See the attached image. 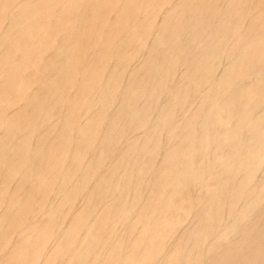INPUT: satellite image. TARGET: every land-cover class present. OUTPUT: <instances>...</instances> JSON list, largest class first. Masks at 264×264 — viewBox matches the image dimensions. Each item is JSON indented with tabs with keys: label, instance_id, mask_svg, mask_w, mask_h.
Instances as JSON below:
<instances>
[{
	"label": "bare ground",
	"instance_id": "6f19581e",
	"mask_svg": "<svg viewBox=\"0 0 264 264\" xmlns=\"http://www.w3.org/2000/svg\"><path fill=\"white\" fill-rule=\"evenodd\" d=\"M86 1H88V0H86ZM86 1L85 0H31L29 2V4H27V5H26L27 2L25 3V1H24V3H25L24 5H26V6H24V5L21 4L22 6H20V7H22L23 9H19V14L16 15V16L14 15L15 16L14 17L15 19H14V21H12L11 24L10 23H7V24H10V31H6L5 32V31L2 30L4 33L3 32L1 33V27H0V54L1 55L2 54H5V56L3 55L2 57H0V133H2V135L4 136V139L1 138L2 140L0 141V166H1L2 162H3V160H4L1 157L5 156L6 154L8 155V153H10V154L11 153H13V154L16 153V155L13 156V157H7L8 159L11 158V160H8L9 162L11 161L10 162V166L11 167L9 165H7V166H9L8 168H11L12 169V167H15V169L14 168L13 169L14 170H17V171L19 169L18 172H20V170H21L20 167L23 166V169H22L23 171L21 170L22 175L24 174L23 172H25L24 171V167L26 169V172H25L24 176L23 177L20 176L21 179L20 180L18 179L19 181L17 180V182H19V183L16 182L17 184L15 183L16 185L15 186L13 185V191L10 192L9 194L8 193L5 194L4 193V190H5L4 187L6 188L7 184H6V186L1 187V185H5V183H4L5 181H3V179H5L4 178V175H6L5 173L7 172L8 173V176H10L14 172V170H13V172H12V170H10V173H9V169L8 168H6V170H5L4 169L5 166L3 168L1 167L2 170L6 171V172H4V175H3V178H2V181H3L4 184L0 181V187H1L0 188V206L2 205V207H3V205H5L4 207L8 208L9 209V212L7 211L8 214L6 213L5 216L4 215L2 216L3 219L2 218L0 219V256H1V258H0V264H54V263H56L59 260L60 261L63 260L64 261V262L62 261L63 264H94V263L96 264L97 262L98 263L100 262V261H98L100 256H101L102 260L104 258V261H102L101 258H100V260H101V263L100 264H156V259H157L158 255L161 254L160 253V251H161V244L163 243V240H165L164 239L165 238L164 234H166V233H164V232H167V231L169 232L171 229H173V227L175 225H178V220H180V219L174 220V219H171V218L170 219H167L169 217L168 214H169V212L172 213L173 210H177V209L179 210L183 206V203L187 200V198L191 194L190 193V190H191L190 184L191 183L193 184L195 181L196 182H199L200 181L199 183L200 184H204L203 187H204V189H206L205 188V183H208V182L210 183V181H212V179H215V178L218 181H220L221 178L219 179V176H218L219 175L218 174L219 171L218 170L220 169V171H221V168L222 167H224V170H225L226 169L225 167H227L226 171L228 173H226V174H228V175H226V177L223 178V180H225V181L227 180V182L231 184V180H232V182L235 181L233 179L235 178V175L237 173V170H239V169L241 170V168H239V167H241L242 164L244 165V163H245V165H246V168L245 167H242V168H245L244 169L245 171H248V170L250 171V170H253L252 168H254V166L251 165L252 160H250V157L252 158L253 154L255 155V153H257L258 151L254 153L255 149L254 148L250 149L251 146H249V143H248V145H246L247 143L245 144L246 146H249V147H245V146L243 148L241 147V149L239 150V152L237 151L235 154H232V153H227L226 154L225 153V155H221V156L220 155L219 156H216V154H213L214 155L213 156L211 154L212 156H210V155H207L206 152L208 150L207 148L210 147L209 145H210L211 142H213V140L218 139L219 137H221V139H219V140H222V138L224 140V138L227 137L225 135L228 132H230L231 130H233V129L234 130L237 129L238 131H240V133L247 132L249 134L248 141L250 143L254 139L256 141V139L262 138V134H263V130H264L262 128H264V124H263V121L261 122V121L258 120L259 118H257V116L260 115L259 114L260 112L259 113H254L251 110L252 108L250 109L249 106H250V103H253L255 101H258L259 99H261L262 101L264 100V98L263 99L261 98V92L264 93V87L263 88L261 87L262 89H261V91H259L260 94L258 95L259 92L256 93V92H254V91H252L250 89L251 86L250 87H249V85L246 86L247 88L246 89L244 88L246 90V92H245L246 95L243 98L246 99L247 105L244 108L239 109L240 112L238 110H236V111H238V113L235 110H234L236 112L235 114L224 113V115H222V116H220V117H218L216 119V121L214 122L215 123L214 126L213 127L211 126L212 128H209L208 127L210 125L209 123H208L209 124L208 126H202L201 127V126L197 125L198 123L196 124V122H194V119H195L196 116L198 118L199 115H197V114L195 115L194 114V117L192 118V120H190L189 123L187 122V124L184 127L182 126L183 128H181L180 130L179 129H175V131L178 130L177 132H175V131H173L171 129L172 130V132H171V130L170 131L168 130L169 129L168 128V126H169L168 124H169V122L171 123V121L173 120L172 119L173 116L170 115L171 114L170 109L173 106H175L176 102L179 101V97L181 98L180 95L179 96L178 95H175V97H173L174 100L172 99L173 101L168 102L165 105V107L161 111H159V114L158 115L160 117L166 118V120H165V123H163L162 125H160V124H159V126L157 125L159 127V128L158 127L157 128L160 131H167L168 130L167 132L170 135V137H173V138L177 139L176 141H178V142L176 144H174L173 146H171L170 148L162 151V150L159 149V146L160 145H159V140H158V137L157 136H154L153 135V137L152 136L151 137H149V136L145 137L146 140L143 139L145 141L143 143L145 145H147V143L152 144V146H151L152 148L148 152L146 150L147 153L145 155H143L144 156L143 162L141 161L142 160L141 157H142V151H143V149L145 151V148L143 146L144 144L142 145V147L141 146H139V148L136 147L138 144L135 142V139H133V140L130 139L127 142L125 151H123V153H121L120 155L118 154V155L115 156L114 152L113 153L112 152L111 153H104L102 151V149L105 146H108L112 142H114L115 132H116V129H115L116 126L115 125L117 123V118H118V117H116V118L111 117V119L110 118H107V114H106L107 112H105L106 110L105 111H101L103 108L100 111L98 109L97 110V114L93 113L95 115H90L87 119L84 118L85 121L82 122L80 125H78V127H77V129H76V131L74 133L73 132V129H74L73 125L76 123L75 122L76 115L77 114H80L82 112L84 114H85V112L88 113L91 110H94L93 108L96 107V105L91 104L92 102L90 101V99H89L90 97L89 96H88L89 98L87 96H78V94H82L83 92L82 93H78L76 95L77 97H74V94H76L78 91L79 92L84 91V94H86V92H89L93 88H96L97 85H101L102 93H101L100 97H98V101L96 103L97 104V108H98V106L100 107V105H103V102H105V100H107V94L110 95L109 91H111V89L112 90L113 89H117L116 87H119L120 86L119 85V81H115L114 83L112 81H110V83H109V79L107 81L106 80L104 81V75L105 74H109L110 75V73L114 69H117L120 66L121 67L124 66V65H122V62H125L126 63L127 60H128V58H127V60H125L126 57L124 58V55H126V53H125L126 52L125 51V47L129 48V47L133 46L134 43L139 42V40L140 41L141 40H144V39H140V35H141L140 33H142L143 31L138 32L137 30L142 29V26L145 25V24L142 23L143 24L142 26H141V24H136V23L134 24V21L135 20L134 21L132 20L133 21L132 22L130 19H132V17L134 16L133 14L136 13V10H138L141 7L142 8H145L146 7L145 5H148L149 3H151L152 1L154 2L155 0H145V2H143V3L142 2L139 3L138 0H90L88 2H90L91 5H90V3L87 2L88 5H89V7L85 8V6L83 5V3H85ZM176 1H178V0H176ZM183 1L184 0H182V2ZM191 1L193 2L194 0H187V2L185 0V2H183V3L184 4L185 3H188L189 4V2H191ZM197 1H199V0H197ZM208 1L207 0H200L199 3L198 2L197 3L195 2L198 6H194L191 10L189 8L192 7V3L190 4L191 6L186 7L187 9L190 10V12H188L187 18L184 21L191 20L192 17H194V18H196V16L198 17V15H196V13L199 12L206 4H210V3H207ZM223 1H225V0H223ZM242 1L243 0H241L239 2H241V4H242ZM8 2H5V3H8ZM160 2L163 3V0H161ZM160 2H158V3H160ZM170 2L168 1V3H170ZM182 2L180 0V3H182ZM156 3L157 2H155V4ZM158 3H157V5H158ZM165 3H166V0H165ZM168 3H166V4H168ZM180 3L177 4V2H176L177 7L178 6L180 7ZM183 3L181 4V6L183 5V7L185 8L186 5H184ZM166 4H164V6H166ZM5 5H8V4H5ZM168 5L170 6L171 4H168ZM143 6H145V7H143ZM159 6H161V5H159ZM229 6H231V4ZM6 7H7V9L9 8L8 6H6ZM150 7L151 8L152 7L155 8L156 6L154 5V6H150ZM175 7H176V5H175ZM179 7H178V9H179ZM154 8H152L151 10H154ZM206 8H204V9H206ZM7 9H5L4 11H6ZM145 9H147V7ZM150 9H149V11H150ZM169 9L167 11L168 14L170 13V10ZM204 9H202V10L204 11ZM213 9H215V8H213ZM8 10H7V12H8ZM21 10H23V11L21 12ZM157 10L159 11L160 9L158 8ZM181 10L183 11V8ZM189 10H187V11H189ZM202 10H201V12H202ZM230 10H233V9L230 8ZM1 11H3V10H1ZM161 11L162 10H160L159 13ZM176 11H177V8H176ZM182 11H180V12H182ZM7 12L6 13L4 12V13L7 14ZM185 12L186 11H184V14H186ZM201 12H199V13H201ZM231 12L229 13L230 15H231ZM144 13L145 12H143L142 14H144ZM212 13L213 12H211L210 14H212ZM217 13H218V11H217ZM175 14H176V12H175ZM213 14L216 17V14L215 13H213ZM130 15L131 16L133 15V16L130 18L129 17ZM145 15H147V11H146ZM199 15L201 16L202 13L199 14ZM225 15L226 14L224 13V16ZM150 16H152V15H150ZM181 16L183 17V15H181ZM1 18H0V20H1ZM3 18H4V16H3ZM194 18L192 20H194ZM213 18H214V16H213ZM230 18H231V16H230ZM152 19H150V20H152ZM226 19L223 20L222 22L219 21V24L218 25H219L220 31H225L226 30L228 32ZM256 19H257V16H256ZM10 20H12V19H10ZM233 20H235V19H233ZM153 21H155V20H153ZM173 21H176V22L179 21L178 23L182 22V20H178V19L177 20L174 19ZM258 21L259 20L257 19V22ZM145 22L147 23V21H145ZM167 22L169 23V21H167ZM189 22L190 21H188V24L186 22V24H183V26L189 25L190 24ZM237 22H239V21H237ZM4 23H5V21H4ZM149 23H151V22L148 21L147 24H149ZM153 23H155V22H153ZM178 23L175 24V26H174V24H171V23L169 24L170 26L168 24H167V27H164L165 25L163 26L164 29L171 28L173 30V31H170L172 33L169 32L170 34H167V35H170V36L167 37V39L165 38L166 40H171L173 42V40L176 39L178 36H182L181 34L184 33V30L185 29L183 27H180L181 25L179 26ZM258 23H260V22H258ZM193 24L197 25V27H198V24L194 23V21H193ZM262 24H264V23L262 22L259 25L261 26ZM146 25L144 26V28L145 29H148V27L150 26V24L147 27H146ZM151 26H153V25H151ZM201 26H202V24H201ZM230 26H231V24H230ZM232 26L230 28L232 30V33L234 32L236 34L235 36H238L239 31L242 30L241 29V22L240 23H237V24L235 23V26L234 25H232ZM250 26L248 24V28L250 27L251 28V31H253V29L255 28V24L253 23ZM129 27H132V31H131L132 32V36L130 37V35H129L128 36V38L130 37L129 39H127L125 37V40L124 41H126V40L127 41L124 42V49L123 48H120V50L117 49L116 53H113V55L115 54V60L113 58V60H114L113 66L110 67V62H109L110 60L108 61V57L112 53L113 49H115L114 47L116 45V42H117L118 38L121 37V35H122L121 33H123V31L125 32L126 30L128 31L129 29L131 30V28H129ZM194 27H196V26H194ZM199 27H200V25H199ZM191 28H193V27H191ZM242 28H243V26H242ZM150 29L153 30L152 28H150ZM150 29H148V30H150ZM198 29H196V30L197 31H202V32L205 31V30H198ZM208 29H209L208 26H206V30L207 31H208ZM158 30H160V28ZM186 30H187V28H186ZM190 30H193V29H190ZM256 30H255V32L257 34V31ZM127 31H126L125 34L129 33ZM145 31H147V30H145ZM161 31H162V29H161ZM193 31L196 32L195 29ZM246 31H248V29H246ZM260 31L262 32V30H260ZM187 32H188V30H187ZM137 33H139V34H137ZM156 33H159V32H156ZM165 33L163 32L164 35H165ZM189 33H191V32H189ZM248 33H249V31H248ZM194 34H196V33H194ZM198 34L200 35V33H197V35ZM201 34H204V32L201 33ZM242 34H243V32H242ZM244 34H246V33L244 32ZM244 34H243V37H244ZM253 34H254V32H253ZM258 34H260V33H258ZM258 34H257V36L255 35V36H251V38L249 37V39H247L248 35L246 34L247 35V37H245L246 40L245 39H242L241 37H238L237 39H235V43H234V47L233 48L234 49H237V50H235L237 52V54H233L232 53L233 56L232 55L231 56L229 55L230 57H232V58L229 57L232 61L229 59L230 60V62H229L230 65L227 66L228 68L226 67L227 68V71L224 70L225 72H227V74L229 72V75L231 76L232 73H233L232 76H234V72L235 73L238 72L240 70V68L245 72V70L243 68H246L247 69L248 66L249 67L250 66H253V67H256L257 66L258 67L259 65H261L263 63L262 62V55H264L263 54V52H264V37H263V35L264 34L263 35L262 34L258 35ZM164 35L161 34V36H164ZM123 36H125V35H123ZM206 37H207V39L209 38L211 40L210 42L213 41L214 42L213 44H215V43L218 44L219 43V45H220V43H223V41L225 39V35H223V34H214L213 37H211V36L209 37V35H208ZM141 38H142V36H141ZM143 38H145V37H143ZM148 40H150V39H148ZM162 40H164L163 37H162ZM166 40H164L163 42L166 43L165 42ZM194 40H196V39H194ZM226 40L227 39H225V41ZM120 41H122V40H120ZM145 41H147V40H145ZM174 42H175V40H174ZM208 42H209V40H208ZM119 43L120 42L118 41V46H119ZM169 43H170V41H169ZM184 43H186V42H183L182 43V41H181V43H178V42L176 44L171 43L170 46H173V44H174V47H172V49H171V47H168V48H170L171 51H174V52H175V50H178V51L180 50V52H183V51L186 52L187 45H188V47H190V46H189V44L186 45ZM140 44H142V43H140ZM153 44H154V42H153ZM158 44H159V41H158ZM231 44H233V43H231ZM90 45H93L95 47V49H93V51L95 53L94 54H91L92 55L91 57L88 54H86L87 56H89L88 58H86V55L84 53L85 51L83 52V54H80V51H78V49L80 50V47L90 46ZM161 45H163V43ZM165 45L166 46L168 45V41H167V43ZM193 45H191V46H193ZM209 45H211V48L213 47L212 46V43L209 44ZM119 47H117V48H119ZM197 47H198V45H197ZM90 48H91V46H90ZM135 48H137V47H135ZM211 48L210 49H207V50L205 48L204 49L201 48L200 51L198 52V56L196 54L197 57L194 58L195 60L193 59L194 61L190 62L191 63V66L188 64L190 66L189 69H191L194 66L199 67L201 64L198 66V63L201 62L202 59L205 60V58H206V62H209L213 58H215L216 56H213L209 60L207 59V57H209V54H211V52L213 50H215V49L212 50ZM231 48H232V46H231ZM142 49H143V47H142ZM191 49H192V47H191ZM84 50H85V48H84ZM89 50H91V49H89ZM132 50L134 51V49H132ZM159 50H160V46H159ZM189 50L187 51V53L189 52ZM208 50L209 51L211 50V51L209 52ZM5 51H7V55H6ZM127 51H128V49H127ZM145 51L143 49V52H145ZM2 52H4V53H2ZM86 52L88 53V50H86ZM152 52L154 53L155 51H153V49H152ZM161 52H164V50H161ZM91 53H93V52H91ZM139 53H141V52H139ZM193 53H195V52H193ZM127 54L131 55L128 52H127ZM212 55L213 54H211V56ZM214 55H215V53H214ZM178 56H179V53H178ZM180 56H181V54H180ZM110 57H111V55H110ZM130 57H132V55ZM154 57H155V54H154ZM168 57H169V55H168ZM223 57H225V56H223ZM263 58H264V56H263ZM155 59L156 58H154V59H148V60H146L145 63L142 64V65H144V68H142V69H145L146 68L147 71L148 70L149 71L148 72L146 71L147 72L146 75H145V72L143 71L144 73H142V74H144V75H143L142 78H140V80L138 79L139 82L134 83L132 85L130 84L131 85L130 86L131 88L130 87L129 88L131 89V91L128 92V93H131V94H130L129 99H127V100L125 99L128 102V104H129V102L131 103V101H133L134 98L138 97L140 94H142L143 92H145L144 90H146V89H143V87L149 85V83H151L152 81L154 82V79H153L154 77H152V75H151L152 72L150 73V71L153 69V67L156 66V60L157 59L156 60ZM216 59H217V57H216ZM181 60H182V58H181ZM203 61H202V63H203ZM130 62H132V61H130ZM206 62H204V63H206ZM211 62H213V61H211ZM83 63H85V67H87V65H88L90 69L88 68L86 71L80 70V72H78L79 70L76 71L75 70V67L78 66V65H80V64H83ZM174 63H175V61H174ZM125 66H127V65H125ZM170 66L173 67L174 64L173 65L172 64L169 65V63H168L167 64V67H166V69L164 71H167L168 72V69H169ZM206 66L207 65L202 66V67H206ZM202 67L200 66V68H202ZM259 67H261V66H259ZM123 68H125V67H123ZM134 68H136V67H134ZM195 69H196V67H194V70ZM202 69H204V68H202ZM233 69H234V72H231V71H233ZM259 69H261V68H259ZM83 70H85V69H83ZM134 70H136V69H134ZM192 70H193V68H192ZM192 70L190 72H192ZM242 70H240V71H242ZM170 71H171V69H170ZM137 72H139V70H137ZM167 72H166V74H167ZM187 72L188 73L186 75L185 74L183 75L182 80H180V81H182L181 83H183V81L185 82V86H186V84H188V82L186 83V81H187L186 78H189L188 77L189 76L188 74L190 73L189 70H188V68H187ZM201 72L202 73L203 72H206L207 73V67H206V69H204ZM230 72H231V74H230ZM239 72L236 73V74L240 75ZM248 72L250 74V70ZM132 73H134V72H132ZM195 73H196V71H195ZM251 73H252V71H251ZM160 74L163 76V73H160ZM166 74H164V75H166ZM168 74H169V72H168ZM203 74H202V77L204 76ZM209 74L212 75L210 72H209ZM210 75H208V77ZM76 76H79V80L76 83H70L72 81L71 78H75ZM230 76L229 77L228 76L226 77V83L225 82H224V84L222 83V85H221L222 88L221 87H220L221 89L218 88L219 91L221 90V93L223 95L222 101H221V99L219 100V98H218V101H220L221 103L220 104L213 105V106H210L209 111H207L206 115H208L209 113L214 112V111L216 113V111L218 109H220V107H227L228 108V106L230 104L232 105L233 102L238 101V99L241 97V96L239 97V95H238L239 93L236 94L237 93L236 90H235L236 92L234 94H232L233 92L230 93V89L229 88H230V86L232 88V85L234 84V81H235L234 77H232V76L230 77ZM245 77L248 80L250 79V78H248V75L245 76ZM204 78H206V77L204 76ZM238 78H240V76ZM252 78H254V77H252ZM158 80H160V79H158ZM163 80L166 81L167 80V77H166V80L165 79H163ZM163 80H162V82H164ZM236 80L239 83V81H238L237 78H236ZM188 81H189V79H188ZM253 81H254V79H253ZM258 81H260V80H258ZM64 82L65 83L66 82L67 83L69 82L68 83V86L66 88L64 87L65 89H63V90H60V88L62 89L61 84L64 83ZM241 82H242V80H241ZM190 84H192V83H189L188 86H190ZM41 85H47L48 86L46 88V93L43 96V99L46 102V104H45L44 107H41L40 109H35L34 110V109H32L31 107L28 106V108L31 109L29 111H28V109H27V111H21L19 109V111L15 112L13 114H9L10 113L9 112L8 113L9 115H6V113L4 111L6 110V108H7V111H8L9 106L12 103L17 102L15 100L20 99V98L22 99L25 95H27L28 93H30L34 89V87H36V86L41 87ZM262 85H263V83H262ZM63 86H65V85H63ZM128 86H129V84H128ZM191 86H193V85H191ZM253 86H254V84H253ZM189 88H192V87H189ZM214 88L215 89L217 88L216 85H215ZM214 88L212 90H213V92L216 93V91H214L215 90ZM234 88H236V86ZM256 88L258 89V87H256ZM194 89H195V87H194ZM222 89H223V92H222ZM35 90H36V88H35ZM38 90H40V89H38ZM58 90H60V92ZM212 90H210L208 92L210 93ZM61 91H62V93H61ZM93 91H94V89H93ZM114 91L115 90H113V92ZM106 92H107V94L105 96V93ZM55 93H61V94H60L59 99L57 101H52V97L55 95ZM215 93H213V94H215ZM211 94H210V96H211ZM240 94H242V93L240 92ZM87 95H88V93H87ZM151 95H150V97H152V99H153V96H151ZM112 96H113V94H112ZM55 97H57V96H55ZM182 97H183V95H182ZM218 97H221V96H218ZM263 97H264V95H263ZM23 99H25V98H23ZM35 99H37V96H35V95L32 94V96H30V97L28 96L27 99H25V101L24 100L23 101H24V103L27 102L28 105H29V103L32 104L35 101ZM109 99H110V97H108V100ZM183 99H185V98H183ZM96 100L93 101V102L95 103ZM112 101H113V99H112ZM126 101L125 102L122 101L124 103V106L127 103ZM243 101L245 102V100H243ZM20 103L21 102H19V105H17V108L23 104L22 103L20 105ZM58 103H62V105H63V103L65 104V107L63 108V111H61V108H60V111L62 113L61 116H60V118H59L60 119V123H59L60 125H58L57 121L55 120V123H57V125L61 127V132L58 135H56V134H55V136L53 135V138H52V135H51L52 133L51 132H53V131H51V130H53L55 128V126L58 127L57 125H55V123H53L54 122L53 121V122H51L52 125H51L50 130H49V131H51L50 132L51 134H50V136L47 135L48 137L51 138V140H50V138H47V136L45 137V139L43 138V136L42 137L41 136L39 137V135L37 136V134L39 132V129L42 126L41 123H38V122H40L41 117L42 116L44 117L46 115L49 116V114L52 115L54 113H56L58 115L57 111L59 110V105H60ZM263 103H264V101H263ZM231 105L229 106L230 108L232 107ZM261 105H263V104H261ZM14 106H16V105L14 104ZM128 106H130V105H128ZM234 106H236V105L234 104ZM20 108L24 110V107L22 108V106H21ZM127 108L128 107H125L124 109L126 110ZM140 108H138V109H140ZM207 108H208V106H207ZM122 111L125 112L124 110H122ZM128 111H126V112H128ZM171 111H172V109H171ZM169 112H170V114H169ZM125 113H123V114H125ZM147 113L144 114V111L140 115H136L137 113L136 114L135 113H131L129 115H130V119H132V120L129 119V115L127 117H128V119L130 120L131 123L134 120L135 121L137 120L139 123H143L142 125H143V128H144V125L145 126L147 125L146 123L148 122V119H149L148 118L149 116H148ZM56 114L54 116H57ZM113 114H114V112H113ZM121 114L118 115V116L119 117H122ZM127 114L128 113H126V115ZM132 114H135V115H132ZM152 114H153V112H152ZM59 115H60V113H59ZM149 115L151 116V114H149ZM164 115H165V117H164ZM203 115H205V114H203ZM54 116H53V118H54ZM82 116H84V115H82ZM114 116H116V115H114ZM262 117H263V115H262ZM125 118H126V116H125ZM125 118H124V120H126ZM56 119H58V118H56ZM42 120L43 119H41V121ZM127 120H126V122H129ZM118 121H119V119H118ZM105 123H108V129L109 130L107 129V131L104 132V135H102L103 133H101L102 136H100L99 135L100 134V129H102L100 127L101 126L103 127L104 126L103 124H105ZM135 123H137V122H135ZM117 124H119V122ZM127 124H129V123H127ZM164 124H167V125H164ZM72 127H73V129H72L73 134L70 131ZM114 129H115V132H114ZM136 129H137V127H136ZM198 129H202L203 131L206 130L205 132H207L209 130L210 132H207V133H204L203 132L204 135H201V133H202L201 132L200 133L201 136H199L198 138L195 137L196 139L194 137H191V136H190L191 138H189V137H186V135H182V133H184V132H185V134H187L188 132H189V134H191V131H192V133L193 132H197L196 130H198ZM56 130H57V128H56ZM132 131L134 132L133 129H132ZM138 132H139V130H138ZM240 133H237V134H240ZM146 134H147V132H146ZM13 135H15V136L17 135L18 140L17 139H13L14 140L13 141L10 138L11 136L13 138ZM18 135H19V137L21 136V139H23V142H27V143H29V141H31L32 138H34V137L37 136L38 139L37 140L35 139L37 141V142H35L36 145H33L35 147H33L32 149H30V147H31L30 144H29L30 145V147H29V145L27 146V144H26V146H24L23 144H25V143H23V144H21V147H23V148L25 147L24 150H22L23 148L22 149L19 148V150H21V151H18V154H17V152H13L12 150L14 148H15V151H17L18 148L16 150V147H19V145L17 146L18 141L20 142V140H19L20 138L18 137ZM98 136H100V137H99L98 143L96 145L95 142L98 139ZM187 136H188V134H187ZM214 136L216 138H214ZM223 136H225V137H223ZM229 137H231V136L229 135ZM238 137H239V135H238ZM238 137H235V138H237V141L236 142H238V140L240 139V138L238 139ZM9 138L11 139V141H9L10 140ZM233 138L231 137L230 141L228 140V138L227 139L225 138L228 141H225L224 140L223 142H225V143H223L221 141L222 142L221 144H219L220 141H219V143H217L218 141H216V145L217 146H213V148H217L219 150L220 149H223L224 150V148H221V147H224L225 145H228V147H229V145H232V144L235 145L236 143L235 144L233 143V142H235V141H233V140H235V138L234 139ZM46 139H49L48 141L51 142V143L49 142V144H51L50 147H48L49 144L47 142L46 143L48 144V146L46 145V143L44 144V141H46ZM118 139H119V137H118ZM24 140H26V141H24ZM32 141H34V140H32ZM119 141L120 140H118V142ZM42 143L44 144V146H47L49 149L43 147V149L45 148L46 150H48V151H46L47 154L46 155H42L39 158H37V154H36L37 151H33V150L36 147L38 149V147H40V145H42ZM166 144H168V142H166ZM72 145L74 146L73 148H71ZM212 145H215V143L213 142ZM253 145H255V144H253ZM94 147H97V150H98L97 155H96V158L94 159V161L92 162V164L90 163V166L88 165L89 167L87 168V170L85 172L82 171V174H80V176H79L78 174L81 173V172H79V169H81V166L83 165V163L86 162V161L84 162V160L86 159L87 155L90 152H92V150H93ZM228 147L226 149H228ZM233 147L232 148L229 147V148L230 149H233ZM121 148H123V147H121ZM210 148H212V147H210ZM255 148H256V146H255ZM253 149H254V151H253ZM41 150H42V148H41ZM228 150H227V152H230V150L229 151ZM9 151H11V152H9ZM31 151H33V152H31ZM209 151H210V149H209ZM29 152L30 153L36 152L33 155L37 159L34 158V157H28L27 159L25 158V160L23 161L22 158L24 156L26 157V155L29 154ZM220 153H222V152H220ZM10 154H9V156H10ZM35 154H36V156H35ZM33 155L31 154L30 156H33ZM196 156H202V160L199 161V162H197L196 165L194 166L192 162H194L195 159H197ZM259 156H260V154H259ZM158 157H161L162 158V162H161V165L158 164L159 166H155L154 165V162H157L155 160L158 159ZM4 158L6 159V157H4ZM259 158H260L259 160L262 161L264 159V155L260 156ZM113 159H115V161H116V162L114 161L116 164H115V166L113 165L114 166L113 169H111L110 172L108 171L109 173H107L106 176H103V174L100 175L99 174V170L103 166V164L106 163L107 161H111ZM21 160L24 162V165H23V162H21ZM88 160H90V159H88ZM139 160L142 163H140ZM124 161H129L128 163H130V161H131L134 165L137 163L139 166L136 167L135 169H132V167L130 168L128 165H126L124 163ZM262 162H264V160ZM4 163L5 162H3V164ZM35 163H37L36 166H34ZM237 164H238V169H236L237 168L236 167ZM239 164H241V165L239 166ZM247 168H251V169L246 170ZM258 170L256 172H258ZM17 171H15V172H16V174L18 176L19 174H18ZM204 171H207V172L204 173ZM226 171H224V172H226ZM254 172H255V170H254ZM2 173L3 172H1V174ZM129 173H131V174L133 173L134 174V177H137V176H140V175L144 177V175L145 176L147 175V176L152 177L153 180H154L153 181L154 183H152L153 184V187H151L150 192L148 190V193L149 194H147V192L145 193V194L149 195L151 197V199L153 198V200L151 201L153 203L151 205L150 203L147 202L151 206H149L147 203H145L147 205V207L145 205H142V207L143 206L146 207L145 210L141 206L137 205L139 199L141 198V197H139V194H138L139 191L137 193V190L139 188H141L140 182H135L137 184H135V186H133V188L131 187V185H133V184L131 183L130 179H128L129 181H127L125 179V181H123V183H122V181L116 183L118 181L117 177H120V176H123V175H126V176L128 175L129 176ZM16 174L14 173V174H12V176L13 175H16ZM252 174H254V173H252ZM224 175H225V173H224ZM8 176H6V178ZM17 176H16V178H17ZM100 176H102V177H100ZM250 177H251L250 175L246 177V179H248V180H246L245 177H244V179H240L237 188H234L236 184L233 182L234 183L233 187L232 186L230 187V188H232L234 190L233 192L230 190V188H228V185L229 184H227V182H226V184H227L226 189L227 190L224 187L223 189H225V190L223 191V193H225V191H229L230 190L232 192V194L231 193H228V194H230L231 196H235V199L238 200V198H236V195L238 196V195H240V194L243 193L242 191H244V190H242V189H244V186H246V183L248 184V181L251 183L252 178H251V180H249ZM12 178H15V177H12ZM12 178H9V179L11 180ZM216 179L214 180L215 181V185H216V181H217ZM135 180H136V178H135ZM59 181H61L60 182L61 185L60 186H57V189H56L58 191L57 192L55 190V188H56V185H58ZM140 181H142V180H140ZM218 181H217V185H219ZM225 181H222V183H224V186H226ZM260 181H262V180L260 179ZM11 182H12V180H11ZM90 182L91 183L94 182L96 185L99 184L98 187L100 189L98 188L99 190L96 191L97 189L96 190L94 189L96 187L94 183L93 184H94L95 187L94 186L93 187H88L89 184H90ZM143 182H144V180H143ZM236 183H237V181H236ZM262 183H264V182H262ZM8 184H9V182H8ZM10 185H11V183H10ZM207 185L208 184H206V186ZM215 185H213V188H211L212 186L208 185L209 188L207 190H205L204 193L207 196H209V197H207L205 195L206 198H208V199H211L212 197H214V198L211 199L212 202H213L214 199L217 198V201L218 202L214 200L215 203H217V205L215 204L217 207H215L214 205H213L214 208L211 207L212 206V202L211 203H207L206 204V207L204 206V208H205V209H203L204 212H207L208 209L209 210L211 209V211H214L215 208L216 209H220V207H222L221 204L224 203V198L226 197L227 193H225V195H224L221 192L222 189L216 188ZM220 185H221V183H220ZM195 186H194V190H195ZM111 188H113L114 190L117 191L116 199L113 200L114 202H116V200H119L121 198V195L125 191H128L129 188H132L133 194L130 193L131 194V197H132L130 199L132 205H130L129 208L127 207V209L130 210V211L131 210L132 211L133 210L136 211L137 210L136 208L139 206L140 209L143 210V212H142L138 208L139 211H140L139 213H141V214H139L138 217H135L134 218V221L131 220L132 221V224L130 223L131 224L130 227L128 226L129 228H127L129 230V233H130V232H133L134 230H139V228L137 227L138 225L142 227L139 230L140 231V236H139V232H137L138 235H136V237L137 236H139V237H137V239L135 241H133L134 243L132 242L133 245H132V247L130 246L131 249L128 248L130 251H128V253L126 252L127 254L126 253L125 254H119L118 253L117 256L115 255L117 252H120V251H117V250L120 248V245H122V242L124 241V240H118L120 238L117 239L118 241L115 240V242H111L110 244L108 243L109 245L106 244L107 246L105 245V246L101 247L100 249H99V247L96 248L95 244L93 243V241H94L93 239H96L97 237L100 239V237L105 236L104 235L105 234V229H106L105 228V224L110 220L111 217L114 216V218H116L115 217V215H116L117 218L119 219V216H120L121 213L122 214H125V212H128V211H124L126 209L124 207H120L119 209L116 208V210H114V212L113 211L112 212L110 211L112 209H110V210H108L107 208L106 209H103L102 211H100V213H99L100 215L98 214V216H96V217H98L96 221H94L92 223H89V224L85 223L86 225L84 224L85 220L87 218H90L93 215L92 214L93 211H94L93 209H95V208L88 209L86 207L85 208L83 207L79 211L76 210V212L68 211V212H66V215L65 216H67V215L70 214L71 219L69 218L70 223H68V226H66L67 224L65 225L66 226L65 231H64L65 233L63 232V235L61 237H59V238L56 237V239H53V238H55V237H53L54 236V234H53L54 233V229H56V226L58 227V225L60 224L58 222H59L60 218L62 217V216L59 217V218L57 217V215L59 214V213L57 214V211H59L58 208H59V206H62L60 204L67 203V204H69L72 207L71 204H74V200L76 198V195L79 192L83 191L82 193L85 192V198L88 200V202L91 201L94 205H97L96 203L99 204V201L102 199V196H104L105 193L107 191H109V189H111ZM7 189H8V187L6 188V190ZM196 189H197V187H196ZM217 190H220V193ZM262 190H260L259 195H256V197H255V198H257L256 202H258V201L262 202V200L264 199L263 198L264 197V194L262 193ZM141 191H140V194H142ZM202 191H204V190H202ZM52 192H56V193H58L60 195V197H58V198H61L60 204H56L55 203L56 205L51 206L49 208V210H47L48 211V214L45 217L46 218L45 223L44 224L42 223L43 225L40 224V226H38L39 224L36 225L33 222L32 223H28V222H31V221H28L27 222V220H28L29 217L30 218H31V216L33 218L35 216L37 217V215H39L43 209L44 210L46 209L47 198L49 196H51V193ZM263 192H264V190H263ZM193 193H194V191H193ZM126 195L128 196V194H126ZM223 195H224V197H223ZM149 196H147V197H149ZM200 196H201V194H200ZM85 198H84V200H85ZM231 198L232 197L229 196V199H231ZM147 199L150 200L149 198H146L145 201H148ZM202 199L203 198H201V200ZM204 199H203V201H204ZM106 200L104 202H106ZM220 200L223 201V202H221ZM232 200L234 202L236 201L234 199H232ZM198 201H200V200H198ZM219 201H220L221 204L219 203ZM227 201H229V200H227ZM197 202H196V199H195V202H193L195 204V206H197ZM252 202H253V204H255L254 203L255 201L252 200ZM260 202H258L257 206L259 205ZM126 203L127 202H125L124 204H126ZM122 204H123V202H122ZM208 204L209 205L211 204V205L208 207ZM230 204H233V203H230ZM253 204H251V203L250 204H247L248 205V208L251 205L250 207L254 206L253 208H251V210L252 209H256L255 208L256 205H253ZM192 205H190V204L188 205L189 208H186V213L190 212ZM236 205H237V202H236ZM49 206H50V204H49ZM106 206H108V205H106ZM112 206H114V205H112ZM117 207H118V205H117ZM230 207L232 208L231 205H230ZM89 208H90V206H89ZM108 208H110V207H108ZM206 208H207V211H205ZM234 209H235V207H234ZM259 209H257V210H259ZM4 210H6V209H4ZM200 210L202 212V209L201 208H200ZM241 210H242V208H241ZM249 210H250V208L247 211L244 210L245 214H246V212H249ZM219 211L221 212L222 210H219ZM191 212H192V210H191ZM214 212H216V214H218V210L217 211H214ZM229 212L231 214H233V212H231L230 210H229ZM251 212L252 211L249 212L250 215H251ZM3 213H4V211H3ZM210 213L211 212H209V214ZM189 214L190 213H188V215ZM196 214H199V213H196ZM207 214H208V212H207ZM216 214L214 213L213 215L215 217H218V215L216 216ZM242 214L244 215V217L242 216ZM245 214L244 213H241V216L242 217H240V216L239 217L242 220L248 219V218L245 217ZM42 215L43 214H41L40 216H42ZM94 215H95V213H94ZM202 215H204V214L202 213ZM204 216H201V217L203 218ZM219 216H221V215H219ZM234 216H235V214H234ZM64 217H63V219H64ZM209 217H211V216H209ZM247 217H249V216L247 215ZM262 217H263V215H262ZM122 218H123V216H122ZM205 218H206V216H205ZM218 218H217V222L216 223H218ZM31 219H29V220H31ZM43 219L41 221H43ZM65 219H67V217ZM91 219H93V218H91ZM120 220H121V218H120ZM151 220L154 222V224L152 226L148 225V224H151V222H150ZM256 220H255V222H256ZM209 221H211V219H209ZM246 221H248V220H246ZM263 221H264V219H263ZM263 221L261 223H263ZM179 222H181V220ZM214 222L212 221V224L211 225L209 224L210 227L207 226V228L208 227L209 228L212 227V229H214L215 228V226H214L215 223ZM235 222L236 221H234V223ZM39 223H41V222H39ZM63 223H64V220H63ZM126 223L127 222H125V225H126ZM248 223L249 222H247V225H246L247 226V229L253 233L254 230H252V228L251 229L248 228L249 225H250ZM3 224H6V226H4V228H3ZM120 224H121V222H120ZM162 224H165V225H162ZM237 224L235 225V229H236V227H238ZM84 226H85V228H84ZM108 226H109V224H108ZM263 226L264 225H261V227H263ZM22 227L24 228L23 230H25V232L22 231L23 233H20V234L18 232L19 235L16 234V233H13V230H18V231L22 230ZM106 227H107V224H106ZM228 227H229V225H228ZM261 227H259V228L262 229ZM229 228L227 230H229ZM240 228H241V226H240ZM82 229L83 230L85 229L84 230L85 232L83 234L84 236L82 235V236L79 237L80 231ZM247 229L246 228L244 229L246 231L245 233L247 235L244 234V233L241 234V235L245 236L246 238L245 237H241L240 233L242 232V230H239L241 232H238L240 238L237 235L236 236H233V238L235 237L236 239L237 238L240 239L239 240L240 241L239 243H238V241L236 242L234 240L235 238L233 239L231 237V239L234 240V243H232L233 241L230 239V237H227L226 238V240L229 238L232 242H229L227 244V247L224 250L225 255L223 257H221V259H219V260L216 259L215 260L213 258V256H212L211 259H208V257H211V255L208 256V254H207V256H208L207 259L208 260H205V262L204 261L202 262V259H201V262H198L200 260L199 259L197 262L199 264H252V263L255 264L254 262H256V261H254L251 258H254L255 259L256 257H258L260 255H263L264 256V254H262V253H264L263 252L264 249L261 248L262 246L264 248V242H263L264 240L262 241V239H264L263 238L264 235H262L263 232H264L263 231L264 229L261 230L262 231L261 232L262 234H257V231L255 230L256 231V234H257V237H259L258 239H257L256 236L251 237V238H253L254 243H253V241L252 242L250 241V242H251V244L253 243L252 245H253L254 248H251L252 245H250V244L248 245V248L251 246L250 247L251 252L249 253V255H248V253L246 255H248V257L251 260H253L254 262H251L250 259L248 260L247 259L248 257L247 256L245 257V254H239V252L243 248H246L245 245L247 246V244H248V243L245 244L246 243V240L245 239H249L248 238V234H250ZM260 229H259V231H260ZM230 230H234V228H232V229L230 228ZM199 232H200V230H199ZM230 232H232V234H233L234 231H229L228 233L230 234ZM55 233L57 234V232H55ZM129 233H127V234L129 235ZM228 233H227V235H229ZM235 233L237 234L236 230H235L234 234ZM258 233H260V232H258ZM12 234L13 235H15V234L17 235L16 239H15V236L16 235L13 236ZM58 234H59V232H58ZM199 234L200 233H198V235ZM205 234H208V232H206ZM232 234H230L229 236H231ZM144 235L145 236L148 235L147 238L149 237V240H148V243L144 242L145 243L144 244L145 247L143 249H140V243H142V241L139 242V238L141 237L140 239H143L144 240V238H145ZM251 235H253V234H251ZM259 235H261V236H259ZM12 236L14 237V242H13L14 244L11 243L12 244L11 245L9 243L12 242L11 241V239L13 238ZM143 236H144V238H143ZM192 236L195 239V236L194 235H192ZM192 236H191V239H192ZM205 237H207V236L206 235L205 236L202 235V239H205ZM249 237H250V235H249ZM147 238H146V240H147ZM254 238L256 240H258V241L260 239V242L261 241L263 242V243L261 242L262 244L261 243H258V248H257V243L255 244V241L256 240H254ZM52 239L55 242V246L51 250H48L47 251L46 250L47 249V243L49 241L52 242ZM110 239H111V237H110ZM200 241H203V240H200ZM204 242H205V240H204ZM217 242H219V241H217ZM247 242H249V241L247 240ZM141 245L143 247V243ZM225 246H226V244H225ZM255 246H256V248H255ZM259 246H261V247H259ZM218 247L220 248V246H218ZM213 248H216V247L213 246ZM259 248H261L262 251ZM208 250H210V248ZM179 251L180 250H178V247H174V249L172 248V251H169L170 253L168 254L167 258L165 259L166 261L163 260V261H165V263H163V264H181V262L183 260H185V262H183L184 264L186 263V261H188V263L189 262L191 263V261H193V264H194V260H193V258L195 256L194 254H193L194 255L193 256L190 253L193 256V258H192L191 255H189V254L187 255V254H185V252H184V255H183V253L180 254ZM178 252H179V254H178ZM209 252H211V251H209ZM198 253H200V252H198ZM216 253H217V251H216ZM218 253H220V252H218ZM201 254H203V253L201 252ZM209 254H211V253H209ZM112 255H113V257L116 256V259L114 260L115 262L110 259L112 257ZM242 255H243V257H242ZM214 257H216V256H214ZM217 257H218V254H217ZM158 259H159V257H158ZM195 260H197V259H195ZM255 260H258V259L256 258ZM258 261L259 262H256V264H259L260 263V259ZM261 263L263 264V262H261ZM160 264H162V263H160Z\"/></svg>",
	"mask_w": 264,
	"mask_h": 264
},
{
	"label": "rangeland",
	"instance_id": "374dc122",
	"mask_svg": "<svg viewBox=\"0 0 264 264\" xmlns=\"http://www.w3.org/2000/svg\"><path fill=\"white\" fill-rule=\"evenodd\" d=\"M9 1V2H8ZM0 0V18H1V20H0V27H1V33L3 32V31H10V24L12 23V21H14V17L16 16V15H18L19 14V9H23L22 7H20V6H22V5H24L26 2V5L27 4H29V2L31 1V0ZM22 1V2H21ZM24 1H25V3H24ZM86 1V0H85ZM88 1H90V0H88ZM88 1H86L85 3H83V5L85 6V8H87V7H89V5H88V3H90V2H88ZM161 0H155L154 2L152 1L151 3H149L148 5H145L146 7H147V9L149 8H151L150 6H156L155 8L154 7H152V8H154V10H151L150 9V11H149V9L147 10V9H145L146 7L145 6H143V7H145V8H139L138 10H136V13H134L132 16L130 15L129 17L131 18L132 17V19H130L131 21L133 20H135L134 21V24L136 23V24H141V26L143 25V24H147L148 23V21H150L151 23H149L150 24V28H152L153 30H151L149 27H148V29H150V30H148V29H145L144 28V26L145 25H143L142 26V29H140V30H137L138 32H140V31H143L142 33H140L141 35H140V39H144V40H139V42H136V43H134V45L133 46H131V47H129V48H127V47H125V53H126V55H124V58L126 57V59L125 60H127V58H128V60H127V62L125 63V62H122V65H124V66H120V67H118L117 69H114L111 73H110V75L109 74H105L104 75V81L106 80H108L109 79V83H110V81H112L113 83L115 82V81H119V87H116L117 89H113V90H115L114 92H113V90L111 89V91H109V93H110V95H108L107 94V92L105 93V96H106V94H107V100H105V102H103V105H100V107L98 106V108H97V101H98V97H100V95H101V93H102V89H101V85H97V87L96 88H93L94 89V91H93V89L91 90V91H89V92H86V94H84V91H81V92H77L76 94H74V97H77L76 95L78 94V93H82V94H78V96H89L88 98L90 99V101L92 102L91 104H94V105H96V107H94L93 109L94 110H91L90 112H88V113H86L85 111V114L82 112V113H80V114H77L76 115V118H75V124L73 125V127H74V129H73V127L71 128V133L73 134V132L75 133V131H76V129H77V127H78V125H80L82 122H84L85 121V119H87L90 115H95V114H97V110L99 109V111L101 110V111H105V112H107L106 114H107V118H110L111 119V117H114V118H116V117H118L117 118V123L119 122V124H117L116 123V127H115V129H116V132H115V129H114V132H115V139H114V142H112L110 145H108V146H105L103 149H102V151L104 152V153H113L114 152V154H115V156L116 155H120L121 153H123V151H125V149H126V144H127V142L131 139V140H133V139H135V142L138 144L136 147H138L139 148V146H141L142 147V145L144 144L143 142H145L144 140H146V138L145 137H147V136H149V137H153V135L154 136H157L158 137V140H159V149L160 150H162V151H164V150H166V149H168V148H170L171 146H173L174 144H176L178 141H176L177 139H175V138H173V137H170V135L168 134V130L170 131L171 129L173 130V131H175V129H181V128H183L186 124H187V122L189 123L190 122V120H192V118L194 117V114L196 115H199L198 116V118H197V116L195 117V119H194V122H196V124L197 125H199V126H208L209 124V128H212L213 126H214V122L216 121V119L218 118V117H220V116H222V115H224V113H230V114H235L236 112L238 113V111L240 112V110L239 109H242V108H244L246 105H247V102H246V99H244L243 97H245V95H246V86H248L249 85V87H250V89L252 90V91H254V92H256V93H258L259 91H261V89L264 87V58H263V56L264 55H262V64L261 65H259V66H261V67H253V66H248L247 67V69L246 68H243L244 70H245V72L240 68V70H242V71H240L239 69V71L241 72H239V74L240 75H238V74H236V73H238V72H234V69H233V71H231V72H234V76H232L233 75V73H232V77H234V79H235V81H234V84L232 85V88H231V86H230V93H232V94H234L236 91H237V93L236 94H238L239 95V99H238V101H235V102H233L232 103V107L230 108L229 106H228V108L227 107H220V109H218L217 111H216V113H215V111L214 112H211V113H209L208 115H206V113H207V111H209V108H210V106H213V105H216V104H220L221 102L220 101H218V98H219V100L221 99V101H222V99H223V95H222V93H221V90L219 91V89L218 88H220L221 87V85H222V83L224 84V82L226 83V77L228 76H230L229 75V72H228V74H227V72H225V71H227V66L228 65H230V58H232V57H230L231 55L233 56V54H237V52L235 51V50H237V49H234L233 47H234V43H235V39H237L238 37H241L242 39H245L246 40V38L245 37H247V35H248V37H247V39H249V37L251 38V36H257V34L258 33H260V34H264L263 32H264V24H262L261 26L259 25L260 23H264V0H243L242 1V4H241V2H239V1H241V0H225V1H223V0H207L208 2L207 3H210V4H206L202 9H204V8H206V9H204V11L202 10V12H201V10L199 11V12H201L202 13V15L200 16L199 14H201V13H199V12H197L196 13V15H198V17L196 16V18H194V17H192V19L194 18V20H186V21H184L186 18H187V14H188V12H190V10L194 7V6H198L196 3L198 2H200V0L199 1H191V2H189V4L188 3H183V2H185V0L182 2V0H181V2L184 4V5H186L185 6V8L183 7V5L181 6V4L182 3H180V0H178V1H176V0H168L170 3H168V1L166 0V3H168V4H171L170 6L168 5V4H166L165 3V0H163V3H161L160 2ZM237 1V2H236ZM5 2H8V3H5ZM21 2V3H20ZM84 2V1H83ZM88 2V3H87ZM138 2L139 3H143V2H145V0H138ZM155 2H160V3H158V5H157V3L155 4ZM176 2H177V4H179L180 3V7H179V9H178V7H177V4H176ZM179 2V3H178ZM186 2H187V0H186ZM196 2V3H195ZM216 2V3H215ZM239 2V3H238ZM174 3V4H173ZM192 3V7L191 8H189V9H187L186 7H189V6H191L190 4ZM5 4H8V5H5ZM22 4V5H21ZM151 4V5H150ZM153 4V5H152ZM164 4H166V6H164ZM214 4V5H213ZM231 4V6H229V5ZM244 4V5H243ZM26 5H24V6H26ZM90 5H91V3H90ZM138 5V4H137ZM159 5H161V6H159ZM168 5V6H167ZM175 5H176V7H175ZM188 5V6H187ZM208 5V6H207ZM6 6H8L9 8V10L7 9V7ZM251 6V7H250ZM6 7V8H5ZM161 7V8H160ZM166 9H165V8ZM175 7V8H174ZM211 7V8H210ZM229 7V8H228ZM235 9H234V8ZM160 9V10H162L160 13H159V11L157 10V9ZM170 10V13L168 14V9ZM173 8V9H172ZM176 8H177V11H176ZM183 8V11L181 10V9ZM210 8V9H209ZM213 8H215V9H213ZM230 8L231 9H233V10H230ZM244 8V9H243ZM5 9H7L8 10V12H7V10L6 11H4ZM143 9V10H142ZM147 11V15H145V13H146V11ZM164 9V10H163ZM186 9V10H185ZM227 9V10H226ZM1 10H3V11H1ZM15 10V11H14ZM157 10V11H156ZM175 10V11H174ZM182 11V12H180V11ZM187 10H189V11H187ZM212 10V11H211ZM214 10V11H213ZM17 11V12H16ZM23 10H21V12H22ZM156 11V12H155ZM173 11V12H172ZM184 11H186L185 13L186 14H184ZM207 11V12H206ZM217 11H218V13H217ZM228 11V12H227ZM232 11V12H231ZM235 11V12H234ZM245 11V12H244ZM7 12V14H5V13ZM13 12V13H12ZM143 12H145L144 14H142ZM153 12V13H152ZM175 12H176V14H175ZM211 12H213V13H215L216 14V17H215V15L212 13V14H210ZM231 12V15L229 14ZM152 13V14H151ZM224 13L226 14L225 16H224ZM236 13V14H235ZM240 13V14H239ZM245 13V14H244ZM154 14V15H153ZM173 14V15H172ZM231 16V18H230V16ZM242 14V15H241ZM13 15V16H12ZM15 15V16H14ZM136 15V16H135ZM150 15H152V16H150ZM171 15V16H170ZM181 15H183V17L181 16ZM210 15V16H209ZM3 16H4V18H3ZM145 16V17H144ZM150 16V17H149ZM170 16V17H169ZM213 16H214V18H213ZM228 16V17H227ZM244 16V17H243ZM256 16H257V19L259 20L258 22H260V23H258L257 22V19H256ZM144 17V18H143ZM152 19V20H150V19ZM181 18V19H180ZM219 18V19H218ZM227 18V19H226ZM10 19H12V20H10ZM139 21H138V20ZM170 19V20H169ZM182 20V22H180V23H178L179 21H173V20ZM218 19V20H217ZM226 19V21H227V30H228V32L225 30V31H220V29H219V21L220 22H222L223 20H225ZM230 19V20H229ZM233 19H235V20H233ZM242 21H241V20ZM153 20H155V21H153ZM197 20V21H196ZM201 20V21H200ZM255 20V21H254ZM262 20V21H261ZM4 21H5V23H4ZM11 21V22H10ZM132 21V22H133ZM145 21H147V23L145 22ZM167 21H169V23L167 22ZM188 21H190L189 23V25H185V26H183V24H186V22H187V24H188ZM193 21H194V23H196V24H198V27H197V25H195V24H193ZM199 21V22H198ZM216 21V22H215ZM229 21V22H228ZM235 21V22H234ZM237 21H239V22H237ZM140 22V23H139ZM145 22V23H144ZM153 22H155V23H153ZM166 22V23H165ZM175 22V23H174ZM192 22V23H191ZM208 22V23H207ZM210 22V23H209ZM232 22V23H231ZM234 22V23H233ZM241 22V29L242 30H240L239 31V33H238V36H235L236 34L234 33H232V30L230 29L231 28V26L232 25H234L235 26V23L237 24V23H240ZM7 23H10V24H7ZM143 23V24H142ZM163 23V24H162ZM174 24V26H175V24H177L178 23V25L180 26V27H183L185 30H184V33H182L181 35L183 36H178L176 39L178 40H176V39H174L175 40V42H174V40H173V42L171 41V40H166L167 39V37H169L170 35H167V34H170V33H172V32H170V31H173L171 28H169V29H164L163 28V26L164 27H167V24L169 25V24ZM216 23V24H215ZM229 23V24H228ZM243 23V24H242ZM255 24V28L253 29V31H251V24ZM4 26H3V25ZM149 24H147L146 25V27L149 25ZM201 24H202V26H201ZM230 24H231V26H230ZM248 24H249V28H248ZM133 25V24H132ZM131 25V26H132ZM151 25H153V26H151ZM193 25V26H192ZM199 25H200V27H199ZM229 25V26H228ZM258 27H257V26ZM170 26V25H169ZM190 26V27H189ZM194 26H196V27H194ZM206 26H208V31L206 30ZM242 26H243V28H242ZM8 27V28H7ZM154 27V28H153ZM158 27V28H157ZM191 27H193V28H191ZM216 27V28H215ZM233 27V26H232ZM257 27V28H256ZM7 28V29H6ZM129 28H131V30L129 29ZM128 29V31L127 32H129V33H127V34H125L126 33V31L124 32L123 31V33H121L122 35H121V37L120 38H118V40H117V42H116V45H115V49H113V51H112V53L110 54L111 55V57H110V55H109V57H108V61L110 62V67L111 66H113V62H114V60H115V54L113 55V53H116V51H117V49H119L120 50V48H123L124 49V42H126V41H124L125 40V37L127 38V39H129L131 36H132V27H129ZM145 30H147V31H145ZM160 28V30H158ZM186 28H187V30H188V32H187V30H186ZM199 28V29H198ZM201 28V29H200ZM262 28V29H261ZM155 29V30H154ZM161 29H162V31H161ZM164 29V30H163ZM190 29H195V31L196 32H194L193 30H190ZM196 29H198V30H205V31H203L204 32V34H201V33H203L202 31H197ZM246 29H248V31H249V33H248V31H246ZM257 29V30H256ZM3 30V31H2ZM158 30V31H157ZM215 30V31H214ZM255 30L257 31V34H256V32H255ZM260 30H262V32L260 31ZM161 31V32H160ZM260 31V32H259ZM151 32V33H150ZM156 32H159V33H156ZM163 32L165 33V35L163 34ZM170 32V33H169ZM187 32V33H186ZM189 32H191V33H189ZM193 32V33H192ZM242 32H243V34H244V32L247 34H244V37H243V34H242ZM253 32H254V34H253ZM4 33V32H3ZM134 33V32H133ZM147 33V34H146ZM155 33V34H154ZM194 33H196V34H194ZM197 33H200V35L198 34L197 35ZM226 33V34H225ZM251 33V34H250ZM137 34H139V33H137ZM149 34V35H148ZM154 34V35H153ZM161 34L162 35H164V36H161ZM184 34V35H183ZM190 34V35H189ZM194 34V35H193ZM209 35V37L211 36V37H213L214 36V34H223V35H225V39H227L226 41H225V39H224V41H223V43H220V45H219V43L217 44V43H215V44H213L214 42L212 41V42H210L211 40L208 38L207 39V37L206 36H208ZM260 34H258V35H260ZM123 35H125V36H123ZM130 35V37L128 38V36ZM160 35V36H159ZM167 35V36H166ZM246 35V36H245ZM141 36H142V38H141ZM232 36V37H231ZM143 37H145V38H143ZM161 37V38H160ZM162 37H163V39L164 40H166L165 42L167 43V41H168V45L166 46L165 44L166 43H164L163 41L164 40H162ZM182 39H181V38ZM263 37H264V35H263ZM150 39V40H148V39ZM159 38V39H158ZM166 38V39H165ZM122 40V41H120V40ZM194 39H196V40H194ZM201 39V40H200ZM233 39V40H232ZM145 40H147V41H145ZM162 42H161V41ZM182 41V43L183 42H186V43H184V44H189V46L190 47H188V45H187V48H186V52H180V50L178 51V50H175V52L174 51H171V49H172V47H174V44H176L177 42L178 43H181V41ZM198 40V41H197ZM200 40V41H199ZM205 40V41H204ZM208 40H209V42H208ZM232 40V41H231ZM118 41L120 42L119 43V46H118ZM151 41V42H150ZM158 41H159V44H158ZM169 41H170V43H169ZM204 41V42H203ZM153 42H154V44H153ZM195 42V43H194ZM209 44H211L212 43V48H211V45H209ZM140 43H142V44H140ZM163 43V45H161V44ZM171 43H174L173 44V46H170L171 45ZM192 43V44H191ZM231 43H233V44H231ZM193 45V46H191V45ZM200 44V45H199ZM202 44V45H201ZM222 44V45H221ZM143 45V46H142ZM156 45V46H155ZM197 45H198V47H197ZM208 45V46H207ZM225 45V46H224ZM90 46H91V48H90ZM90 46H84V47H80V50L78 49V51H80V54H83V52L85 53V55L86 54H88L90 57L92 56L91 54H94L95 52L93 51V49H95V47L93 46V45H90ZM122 46V47H121ZM139 46V47H138ZM141 46V47H140ZM153 46V47H152ZM159 46H160V50H159ZM206 46V47H205ZM217 46V47H216ZM231 46H232V48H231ZM89 47V48H88ZM117 47H119V48H117ZM135 47H137V48H135ZM142 47H143V49H144V51L145 52H143V49H142ZM155 47V48H154ZM168 47H171V49L170 48H168ZM191 47H192V49H191ZM196 47V48H195ZM209 47V48H208ZM226 47V48H225ZM84 48H85V50H84ZM131 48V49H130ZM150 48V49H149ZM215 49V50H213L212 52H211V54H213L212 56H211V54H209V57H207V59L209 60V59H211L213 56H216L217 57V59H216V57L215 58H213L211 61H213V62H211V61H209V62H206V58H205V60L204 59H202V61H203V63L204 62H206V63H204L205 65H207L206 67H207V73L206 72H201V71H203L204 69H206V67H202V66H205L203 63H202V61L201 62H199L198 63V66L200 65L202 68H204V69H202V68H200V66L199 67H197V66H194V67H196V69L194 70V67H192L193 68V70H192V68L191 69H189V67L191 66V63L190 62H192V61H194L195 59L194 58H196L197 56H198V52L200 51V49ZM231 48V49H230ZM89 49H91V50H89ZM127 49H128V51H127ZM132 49H134V51L132 50ZM137 49V50H136ZM152 49H153V51H155L154 53L152 52ZM157 51H156V50ZM189 50V52L187 53V51ZM196 49V50H195ZM199 49V50H198ZM228 49V50H227ZM82 50V51H81ZM86 50H88V53L86 52ZM151 50V51H150ZM161 50H164V52H161ZM170 50V51H169ZM233 50V51H232ZM209 51V50H208ZM211 51V50H210ZM209 51V52H210ZM216 51V52H215ZM223 51V52H222ZM236 53H235V52ZM82 52V53H81ZM91 52H93V53H91ZM127 52L128 53H130L131 55H132V57H130L131 55H129V54H127ZM139 52H141V53H139ZM152 54H151V53ZM193 52H195V53H193ZM215 53V55H214V53ZM218 52V53H217ZM225 52V53H224ZM230 52V53H229ZM2 53H4V52H2ZM5 53H6V55H7V51H5ZM90 53V54H89ZM133 53V54H132ZM159 53V54H158ZM164 53V54H163ZM167 53V54H166ZM176 53V54H175ZM178 53H179V56H178ZM222 53V54H221ZM233 53V54H232ZM154 54H155V57H154ZM166 54V55H165ZM180 54H181V56H180ZM196 54H197V56H196ZM218 54V55H217ZM225 54V55H224ZM263 54H264V52H263ZM5 56V54H0V57H2V56ZM137 57H135V56ZM158 55V56H157ZM168 55H169V57H168ZM183 55V56H182ZM228 55V56H227ZM230 55V56H229ZM89 56H87L86 55V58H88ZM113 56V57H112ZM130 58H129V57ZM163 56V57H162ZM211 56V57H210ZM223 56H225V57H223ZM236 56V55H235ZM156 58L155 60H156V66L155 67H153V69L150 71V73L152 72V77H154L153 79H154V82L152 81L151 83H149V85H147V86H145V87H143V89H146V90H144L145 92H143L142 94H140L138 97H136V98H134V100L133 101H131V103L129 102V104H128V102L126 101L127 99H129V97H130V94L131 93H128V92H130L131 91V85L132 84H134V83H137V82H139L138 81V79L140 80V78H142L143 77V75L144 74H142V73H144L145 72V75L147 74V72L149 71H147V69L145 68V69H142V68H144V65H142L143 63H145L146 62V60H148V59H154V58ZM166 57V58H165ZM180 57V58H179ZM230 57V58H229ZM113 58H114V60H113ZM168 58V59H167ZM181 58H182V60H181ZM225 58V59H224ZM228 60H227V59ZM133 59V60H132ZM194 59V60H193ZM230 59V60H229ZM124 60V59H123ZM124 60V61H125ZM177 60V61H176ZM184 60V61H183ZM215 60V61H214ZM130 61H132V62H130ZM174 61H175V63H174ZM180 61V62H179ZM183 61V62H182ZM232 61V60H231ZM108 62V63H109ZM158 62V63H157ZM125 63V64H124ZM169 63V65L170 64H174V66L172 67V66H170L169 67V69H168V72H169V74H168V72L167 71H164L165 69H166V67H167V64ZM184 63V64H183ZM208 63V64H207ZM212 65H211V64ZM129 64V65H128ZM190 66H189V65ZM125 65H127V66H125ZM142 65V66H141ZM158 65V66H157ZM180 65V66H179ZM197 65V64H196ZM209 65V66H208ZM79 66V67H78ZM78 66H76L75 67V70L76 71H78V72H80V70H82V71H86L88 68H89V66L87 65V67H85V63H83V64H80V65H78ZM82 66V67H81ZM141 66V67H140ZM161 66V67H160ZM177 66V67H176ZM188 66V67H187ZM213 66V67H212ZM123 67H125V68H123ZM134 67H136V68H134ZM138 67V68H137ZM165 67V68H164ZM227 67V68H226ZM123 68V69H122ZM141 68V69H140ZM155 68V69H154ZM187 68H188V70H189V72L192 70V72H190L188 75V77L189 78H186V83L188 82V84L189 83H192V84H190V86H188V84H186V86H185V82L183 81V83H181L182 81H180V80H182V78H183V75L185 74H187L188 72H187ZM213 68V69H212ZM226 68V69H225ZM259 68H261V69H259ZM83 69H85V70H83ZM90 69V68H89ZM128 69V70H127ZM132 69V70H131ZM134 69H136V70H134ZM170 69H171V71H170ZM210 69V70H209ZM254 69V70H253ZM116 70V71H115ZM137 70H139V72H137ZM141 70V71H140ZM162 70V71H161ZM212 70V71H211ZM225 70V71H224ZM247 70V71H246ZM250 70V74H249V71ZM261 70V71H260ZM81 71V72H82ZM115 71V72H114ZM144 71V72H143ZM147 71V72H146ZM194 71V72H193ZM195 71H196V73H195ZM224 71V72H223ZM236 71V70H235ZM251 71H252V73L254 74H252L251 73ZM256 71V72H255ZM258 71V72H257ZM132 72H134V73H132ZM166 72H167V74H166ZM209 72L212 74V75H210L209 74ZM231 72H230V74H231ZM115 73V74H114ZM126 73V74H125ZM160 73H163V76L160 74ZM198 73V74H197ZM206 73V74H205ZM215 73V74H214ZM225 75H224V74ZM244 73V74H243ZM263 73V74H262ZM164 74H166V75H164ZM195 74V75H194ZM202 74L207 78H204V76L202 77ZM236 74V75H235ZM108 77H107V76ZM132 75V76H131ZM207 75V76H206ZM208 75H210L209 77H208ZM224 75V76H223ZM227 75V76H226ZM244 75V76H243ZM248 75V78H250L249 80L245 77V76H247ZM252 75V76H251ZM212 76V77H211ZM230 76V77H231ZM240 76V78H238ZM251 76V77H250ZM29 77V76H28ZM113 77V78H112ZM163 77V78H162ZM165 77V78H164ZM166 77H167V80H166ZM245 77V78H244ZM252 77H254V78H252ZM180 78V79H179ZM204 80H202V79ZM225 78V79H224ZM236 78L238 79V81H239V83L237 82V80H236ZM158 79H160V80H158ZM163 79H165L166 81H164V82H162V80ZM178 79V80H177ZM188 79H189V81H188ZM192 81H191V80ZM195 79V80H194ZM221 79V80H220ZM228 79V78H227ZM253 79H254V81H253ZM257 79V80H256ZM71 82L70 83H76L78 80H79V76H76L75 78H71ZM220 80V81H219ZM241 80H242V82H241ZM244 80V81H243ZM247 80V81H246ZM258 80H260V81H258ZM156 81V82H155ZM161 81V82H160ZM178 81V82H177ZM200 83H199V82ZM210 81V82H209ZM222 81V82H221ZM111 82V83H112ZM207 82V83H206ZM259 82V83H258ZM69 83V82H68ZM68 83L66 82H64V83H62L61 84V87H62V89L60 88V90H63V89H65L67 86H68ZM112 83V84H113ZM157 83V84H156ZM165 83V84H164ZM199 83V84H198ZM248 83V84H247ZM259 85H258V84ZM262 83H263V85H262ZM128 84H129V86H128ZM131 84V85H130ZM155 86H154V85ZM160 84V85H159ZM196 84V85H195ZM220 84V85H219ZM253 84H254V86H253ZM63 85H65V86H63ZM158 85V86H157ZM191 85H193V86H191ZM215 85H216V89L218 90H216L214 87H215ZM219 85V86H218ZM40 86V85H39ZM39 86H36V87H34V89L30 92V93H28L27 95H25L23 98H25V99H27V97L29 96H32V94L33 95H35V96H37V99H35V101L32 103V104H30L29 103V105H28V103L26 102V103H24V101H25V99H17V100H15V101H17V102H14V103H12L10 106H9V108H8V111H7V108H6V110L4 111L5 113H6V115H9V114H13V113H15V112H17V111H19V109L21 110V111H27V109H28V111L29 110H31L30 108H28V106L29 107H31L32 109H40L41 107H44L45 106V104H46V102L44 101V99H43V96H44V94L46 93V88L48 87L47 85H41V87H39ZM44 86V87H43ZM163 86V87H162ZM188 86V87H187ZM212 86V87H211ZM236 86V88H234ZM239 86V87H238ZM245 86V87H244ZM65 87V88H64ZM130 87V88H129ZM159 87V88H158ZM178 87V88H177ZM187 87V88H186ZM189 87H192V88H189ZM194 87H195V89H194ZM248 87V88H249ZM256 87H258V89L256 88ZM262 87V88H261ZM35 88H36V90H35ZM129 88V89H128ZM173 88V89H172ZM215 89L214 91H216V93L215 92H213V90L212 89ZM222 88V87H221ZM220 88V89H221ZM242 88V89H241ZM245 88V89H244ZM38 89H40V90H38ZM122 89V90H121ZM168 89V90H167ZM212 90L210 93L208 92V91H210V90ZM257 89V90H256ZM260 89V90H259ZM43 90V91H42ZM60 90H58L59 92H60ZM155 90V91H154ZM173 90V91H172ZM186 90V91H185ZM236 90V91H235ZM242 90V91H241ZM37 91V92H36ZM42 93H41V92ZM45 91V92H44ZM57 91V92H58ZM172 91V92H171ZM195 91V92H194ZM239 91V92H238ZM33 92V93H32ZM35 92V93H34ZM113 92V93H112ZM209 94H208V93ZM215 93V94H213V93ZM222 92H223V89H222ZM240 92L242 93V94H240ZM38 93V94H37ZM61 93H62V91H61ZM61 93H55V95L52 97V101H57L58 99H59V96H60V94ZM87 93H88V95H87ZM124 93V94H123ZM181 93V94H180ZM212 93V94H211ZM220 93V94H219ZM30 94V95H29ZM37 94V95H36ZM57 94V95H56ZM94 94V95H93ZM96 94V95H95ZM112 94H113V96H112ZM123 94V95H122ZM126 94V95H125ZM152 94V95H151ZM210 94H211V96H210ZM217 94V95H216ZM260 94V92L258 93V95ZM41 95V96H40ZM150 95L151 96H153V99H152V97H150ZM175 95H180L181 96V98L179 97V101L178 102H176V104H175V106H173L171 109H172V111H171V109H170V112H171V114H170V112H169V114L171 115V116H173L172 117V121H171V123L169 122V126H168V130L167 131H160V130H158V126H159V124L160 125H162L163 123H165V120H166V118H163V117H160L158 114H159V111H161L164 107H165V105L168 103V102H170V101H173L174 99H173V97H175ZM182 95H183V97H182ZM213 95V96H212ZM215 95V96H214ZM263 95H264V93L263 92H261V98L263 99L264 97H263ZM55 96H57V97H55ZM155 96V97H154ZM218 96H221V97H218ZM108 97H110V99L108 100ZM207 97V98H206ZM211 97V98H210ZM122 98V99H121ZM178 98V97H177ZM183 98H185V99H183ZM206 98V99H205ZM54 99V100H53ZM56 99V100H55ZM92 99V100H91ZM96 100V102L94 103L93 101H95ZM112 99H113V101H112ZM126 99V100H125ZM173 99V100H172ZM24 100V101H23ZM139 100V101H138ZM185 100V101H184ZM243 100H245V102L243 101ZM261 99H259L258 101H255V102H253V103H250V106H249V108L254 112V113H259L260 115H258L257 116V118H259L258 120L259 121H263V124H264V103H263V101L261 100ZM107 101V102H106ZM122 101H126L127 103H126V105L124 106V103L122 102ZM189 101V102H188ZM19 102H21L20 103V105L22 106V108L24 107V110L23 109H21L20 107L21 106H19L18 108H17V105H19ZM133 102V103H132ZM156 102V103H155ZM174 103V102H173ZM14 104L16 105V106H14ZM37 104V105H36ZM58 104H60L59 105V110L57 111V113H58V115L56 114V113H54V114H49V116H42L41 117V119H43L42 121H41V119H40V122H38V123H41V128L39 129V132H38V134H37V136L39 135V137L41 136H43V138L45 139V137L48 135V136H50V134L52 135V138H53V135L55 136V134L56 135H58L60 132H61V127L60 126H58V125H60L59 123H60V116H61V111H63V108L65 107V104L63 103V105H62V103H58ZM117 104V105H116ZM156 104V105H155ZM184 104V105H183ZM208 104V105H207ZM234 104L236 105V106H234ZM261 104H263V105H261ZM36 105V106H35ZM128 105H130V106H128ZM136 105V106H135ZM14 106V107H13ZM38 106V107H37ZM147 108H145V107ZM183 106V107H182ZM207 106H208V108H207ZM255 106V107H254ZM13 107V108H12ZM125 107H128L126 110L124 109ZM141 107V108H140ZM202 107V108H201ZM60 108H61V111H60ZM138 108H140V109H138ZM225 108V109H224ZM230 108V109H229ZM121 111H120V110ZM229 109V110H228ZM254 109V110H253ZM122 110H124L125 112L126 111H128V112H126V113H128L127 115H126V113L125 112H123ZM139 110V111H138ZM199 110V111H198ZM236 110H238V111H235ZM7 111V112H6ZM14 111V112H13ZM60 111V112H59ZM143 111H144V114H146L147 112V114H148V122L146 123L147 125L145 126L144 125V128H143V123H139L137 120L135 121V122H137V123H135L134 121L131 123L130 122V120H132V119H130V115L129 114H131V113H137L136 115H140L141 113H143ZM150 111V112H149ZM153 112V114H152V112ZM195 111V112H194ZM234 113H233V112ZM10 112V113H9ZM113 112H114V114H113ZM117 112V113H116ZM120 112V113H119ZM9 113V114H8ZM59 113H60V115H59ZM93 113H95V114H93ZM122 113V114H121ZM123 113H125V114H123ZM176 113V114H175ZM263 113V114H262ZM57 115V116H54V115ZM88 114V115H87ZM113 114V115H112ZM121 114V116L123 117H119L118 115H120ZM135 114H132V115H135ZM149 114H151V116L149 115ZM203 114H205V115H203ZM82 115H84V116H82ZM112 115V116H111ZM114 115H116V116H114ZM129 115V119H128V116ZM262 115H263V117H262ZM51 116V117H50ZM53 116H54V118H53ZM125 116H126V118H125ZM261 116V117H260ZM46 117V118H45ZM49 117V118H48ZM164 117H165V115H164ZM56 118H58V119H56ZM85 118V119H84ZM124 118L127 120V121H129V122H126V120H124ZM190 118V119H189ZM204 118V119H203ZM118 119H119V121H118ZM123 119V120H122ZM159 119V120H158ZM48 120V121H47ZM55 120L57 121V123H58V125H57V123H55ZM121 120V121H120ZM54 121V122H53ZM59 121V122H58ZM178 121V122H177ZM182 121V122H181ZM198 121V122H197ZM51 122H53V123H55V125H57L58 127H56L55 126V128L53 129V130H51V131H53V132H51V131H49L50 130V127H51V125H52V123ZM156 124H155V123ZM159 122V123H158ZM260 122V123H261ZM49 123V124H48ZM127 123H129V124H127ZM135 123V124H134ZM154 123V124H153ZM158 123V124H157ZM180 123V124H179ZM202 123V124H201ZM209 123V124H208ZM259 123V124H260ZM133 124V125H132ZM153 124V125H152ZM171 124V125H170ZM262 124V125H263ZM102 125V124H101ZM100 125V126H101ZM104 126L102 127H100V128H102V129H100V136H102V135H104V132H106L107 131V129H108V123H105V124H103ZM126 125V126H125ZM141 125V126H140ZM158 125V126H157ZM164 125H167V124H164ZM261 125V124H260ZM132 126V127H131ZM137 127V129H136V127ZM177 126V127H176ZM183 126V127H182ZM212 126V127H211ZM48 127V128H47ZM107 127V128H106ZM146 127V128H145ZM158 127V128H157ZM56 128H57V130H56ZM104 128V129H103ZM121 128V129H120ZM140 128V129H139ZM72 129H73V132H72ZM131 129V130H130ZM132 129L134 130V132L132 131ZM262 129H264V128H262ZM109 130V129H108ZM124 130V131H123ZM137 130V131H136ZM138 130H139V132H138ZM172 130H171V132H172ZM201 130V131H200ZM103 131V132H102ZM121 131V132H120ZM130 131V132H129ZM178 130H176L175 132H177ZM197 132H193L192 133V131H191V134H189V132L187 133L188 134V136H187V134H185V132L184 133H182V135H186V137H189V138H191V137H196V138H198L199 136H201V135H204V133H207V132H210L209 130L207 131V132H205V131H203L202 129H198V130H196ZM51 132V133H50ZM146 132H147V134H146ZM163 132V133H162ZM202 132V133H201ZM204 132V133H203ZM101 133H103L102 135H101ZM166 133V134H165ZM196 135H195V134ZM200 133H201V135H200ZM230 133V134H229ZM237 133H240V131H238L237 129H233V130H231L230 132H228L225 136H227V137H225V136H223V137H225L226 139L228 138V140L230 141V139H231V137L233 138H235V137H238V135H239V137H238V142H236L237 141V138H235V140H233V141H235V142H233L235 145H229V147H233V149H230L229 147H228V145H225L224 147H221V148H224V150L223 149H217V148H213V146H217L216 145V141H218L217 143H219V141H220V143L219 144H221L224 140L225 141H228V140H226L225 138H224V140H223V138H222V140H219V139H221V137H217L218 139H215V140H213V142L215 143V145H212L213 144V142H211L210 143V147H212V148H210V147H208L207 149V152H206V154L207 155H210V156H212L213 154H216V156H221V155H225V153L227 154V153H232V154H235L237 151L239 152V150L241 149V147L243 148L244 146L245 147H249V146H251V148L250 149H252V148H254L255 149V151H254V149H253V151H254V153L255 152H257V153H255V155L253 154V156H252V158L250 157V160H252V162H251V165L252 166H254V168H252L253 170H248V169H251V168H247L246 170H248V171H245L244 169L246 168V165H245V163H244V165L242 164V166L241 167H239V168H241V170L239 169V170H237V173H236V175H235V178L233 179V180H235V181H233L236 185H235V187L234 188H237L238 187V183H239V181H240V179H244V177H245V179H246V177L247 176H251L250 177V179L249 180H251V178H252V181H251V183L248 181V184L246 183V186H244V189H242V190H244V191H242L241 193L242 194H240V195H236V198H238V200L237 199H235V196H231L230 194H228V193H231L232 194V192L234 191L232 188H230L231 186L233 187V185H234V183L232 182V180H231V184L230 183H228L227 182V180L225 181V180H223V178H225L226 177V175H228V174H226V173H228L227 171H226V169H227V167H225L226 169L224 170V167H222L221 168V171H220V169L218 170L219 171V179L221 178V180L222 181H225V184H226V182H227V184H229L228 185V188H230V190L232 191H230L229 189V191H225V193H227V195H226V197L228 198H224V203L223 204H221L220 203V201L223 199L222 197V199L219 201V203L221 204V206L222 207H220V209H214V211H217L218 210V214H216V212H214V211H211V209L209 210L208 209V211H207V208L211 205H209L208 204V207L206 208V210L205 211H207L208 212V214H207V212H204V210L203 209H205L204 208V206L206 207V204L207 203H211L212 201H211V199L212 198H214V197H212L211 199H208V198H206V194L204 193L205 192V190H207L208 188H209V186L208 185H210V186H212L211 188H213V185H215V179H212V181H210V183L208 182V183H205V188L206 189H204V184H200L199 182H194L193 184L191 183L190 184V188H191V190H190V196L187 198V200L183 203V206L178 210H173L172 211V213L171 212H169V214H168V218L167 219H174V220H178V219H180L181 220V222H179L180 220H178V225H175L174 227H173V229H171L169 232L167 231V232H164V233H166V234H164V236H165V240H163V243L161 244V251H160V255H158V257H159V259H158V257H157V259H156V264H160V263H165V259L167 258V256H168V254L170 253L169 251H172V248L174 249V247H178V250H180L179 252H180V254H182L183 253V255H184V252H185V254H189V255H197L196 257L194 256V258L195 259H197V260H195L194 258H193V256L191 255V257L193 258V260H194V264H197L198 262H201V259H202V262L204 261L205 262V260H208V259H211L212 258V256H213V258L216 260V259H221V257H223L224 255H225V252H224V250H225V248L227 247V244L229 243V242H232V243H234V240L237 242L238 241V243L240 242L239 240V233L238 232H241V231H239V230H242V232L240 233V235L241 234H246L245 232V228L247 229V222H249L248 224H250L249 225V229H251L252 228V230H256L257 231V234H262L261 232V230L262 229H264V226L263 227H261V225H264L263 223H264V221H263V219H264V197L261 199L262 200V202H260V201H258V202H260L259 203V207L257 206V204H258V202H256V200H257V198H255L256 197V195H259V193H260V190H264V183H262V182H264V162H262L261 160H259L260 158V156H262V155H264V130H263V134H262V138H260V139H256V141H255V139L253 140V141H251V143L248 141V137H249V134L247 133V132H242V133H240V134H237ZM120 134V135H119ZM131 134V135H130ZM146 134V135H145ZM160 134V135H159ZM168 134V135H167ZM232 134V135H231ZM248 136H247V135ZM117 135V136H116ZM229 135L231 136V137H229ZM242 135V136H241ZM36 136V137H37ZM47 136V138H50V137H48ZM100 136H98V139L96 140V142H95V144L97 145V143H98V140H99V137ZM122 136V137H121ZM162 136V137H161ZM167 136V137H166ZM169 136V137H168ZM191 136V137H190ZM18 137H19V135H18ZM36 137H34V138H32L31 139V141H29V143H27V142H23V139H21V136L19 137L20 139V142L18 141V144H17V146L19 145V147H16V150H17V148H18V150L17 151H15V148L12 150L13 152H17V154H18V151H21V150H19V148H23V147H21V144H23V143H25V144H23L24 146H26V144H27V146L30 144L31 145V147H30V145H29V147H30V149H32L33 147H35V146H33V145H36V143L35 142H37L36 140L38 139V137L36 138ZM118 137H119V139H118ZM125 137V138H124ZM247 139H245V138ZM4 139V136L2 135V133H0V141L2 140V139ZM12 140L13 139H17L18 140V138H17V135L15 136V135H13V138H12V136L10 137ZM9 138V139H10ZM121 138V139H120ZM140 138V139H139ZM195 138V139H196ZM213 138V137H212ZM211 138V139H212ZM214 138H216L215 136H214ZM213 138V139H214ZM11 139L9 140V141H11ZM25 139V138H24ZM36 139V140H35ZM144 139V140H143ZM210 139V140H211ZM22 140V141H21ZM32 140H34V141H32ZM49 139H46V141H44V144L47 142L48 144H49V142L50 141H48ZM50 140H51V138H50ZM118 140H120L119 142H118ZM175 140V141H174ZM14 141V140H13ZM24 141H26V140H24ZM163 141V142H162ZM222 141V142H221ZM124 142V143H123ZM142 142V143H141ZM162 142V143H161ZM166 142H168V144H166ZM241 142V143H240ZM244 142V143H243ZM20 143V144H19ZM46 143V145L48 146V144ZM51 143V142H50ZM223 143H225V142H223ZM247 143V144H246ZM248 143H249V146H246V145H248ZM44 144L42 143V145H40V147L42 148V150H41V148L40 147H38V149H37V147L33 150V151H37V153L36 152H34V153H36L37 154V158H39L40 156H42V155H46L47 154V152L46 151H48V150H46L45 148H47V149H49L48 147H50V145L51 144H49V146L47 147V146H44ZM218 144V145H219ZM244 144V145H243ZM246 144V145H245ZM253 144H255V145H253ZM257 144V145H256ZM22 145V146H23ZM242 145V146H241ZM117 146V147H116ZM144 146V148H145V151H144V149H143V151H142V157H141V161L143 162V160H144V156L143 155H145L148 151H150L151 150V146H152V144H150V143H147V145H143ZM168 146V147H167ZM228 147V149L230 150V152H227V150L228 149H226L227 147ZM236 146V147H235ZM254 146V147H253ZM255 146H256V148H255ZM43 147H45L44 149H43ZM74 146L72 145V147L71 148H73ZM121 147H123V148H121ZM147 147V148H146ZM226 147V148H225ZM261 148V149H260ZM25 149V147L22 149V150H24ZM37 149V150H36ZM40 149V150H39ZM95 149V150H94ZM209 149H210V151H209ZM217 149V150H216ZM238 149V150H237ZM71 150V149H70ZM138 150V149H137ZM146 150H147V152H146ZM185 150V149H184ZM220 152H222V153H220ZM228 150V151H229ZM262 150V151H261ZM33 151H31V152H33ZM218 151V152H217ZM9 152H11V151H9ZM97 152H98V150H97V147H94L93 148V150H92V152H90L88 155H87V157H86V159L84 160V162L86 163H83V165L81 166V169H79V172H81V173H79L78 175L80 176V174H82V171L83 172H85L86 170H87V168L90 166V163L92 164V162L94 161V159L96 158V155H97ZM260 152V153H259ZM34 153H30L29 152V154H27L26 155V157L24 156L22 159H23V161L25 160V158L27 159L28 157H34ZM45 153V154H44ZM9 154L10 153H8V155L6 154L5 156H3V157H1V158H3L2 160H3V162H5L4 164H3V162H2V164H1V166H0V181L3 183V181H5L4 183H5V185H1V187H3V186H6V184H7V186H6V188L8 187V189L6 190V188L4 187V193L5 194H9L10 192H12L13 191V185L15 186L17 183H19V182H17V180L19 179H21V177L20 176H24V174H25V172H26V169H25V167H24V171L25 172H23L24 174L22 175V173H21V170L23 169V166H21L20 167V172H18L19 171V169H18V171L17 170H14L15 169V167H12V169L11 168H8L9 166H10V162L8 161V160H11V158L10 159H8L7 157H13V156H15L16 155V153H11L10 154V156H9ZM33 155V156H30V155ZM36 154H35V156H36ZM212 154V155H211ZM259 154H260V156H259ZM29 155V156H28ZM90 155V156H89ZM214 156V155H213ZM4 157H6V159L4 158ZM92 157V158H91ZM197 157V159H195V161L194 162H192L193 163V165L195 166L196 165V163L197 162H199V161H201L202 160V156H196ZM254 157V158H253ZM258 157V158H257ZM34 158H36V157H34ZM36 158V159H37ZM200 158V159H199ZM88 159H90V160H88ZM160 159V160H159ZM199 159V160H198ZM255 159V160H254ZM6 160V161H5ZM139 160V161H140ZM198 160V161H197ZM259 160V161H258ZM22 160H21V162H23ZM113 161V162H112ZM115 159H113V160H111V161H107L106 163H104L103 164V166L100 168V170H99V174L100 175H102L103 174V176H106L107 175V173H109L110 171H111V169H113V167L115 166ZM140 161V163H142ZM155 161H157V162H154V165L155 166H159L158 164H160L161 165V162H162V158L161 157H158V159H156ZM7 162V163H6ZM26 162V161H25ZM111 162V163H110ZM127 162V163H126ZM129 161H124V163L126 164V165H128L130 168L132 167V169H135L136 167H138L139 165L136 163L135 165L130 161V163H128ZM254 162V163H253ZM257 162V163H256ZM9 163V164H8ZM22 164V163H21ZM36 164L37 163H35L34 164V166H36ZM107 164V165H106ZM130 164V165H129ZM133 164V165H132ZM241 164H239V166L241 165ZM7 165H9V166H7ZM20 165V164H19ZM23 165H24V162H23ZM89 165V166H88ZM114 165V166H113ZM191 165V164H190ZM5 166V167H4ZM7 166V167H6ZM263 166V167H262ZM4 167V169L6 170V168H8L9 169V173H10V170H12V172H13V170H14V172L12 173V174H16V172L15 171H17L18 172V176H17V174L16 175H13L12 176V174L10 175V176H8V173L6 172V171H4V170H2V168ZM11 167V166H10ZM154 167V166H153ZM236 169H238V164L236 165ZM242 167H245V168H242ZM258 167V168H257ZM14 168V169H13ZM84 169V170H83ZM103 169V170H102ZM223 169V170H222ZM243 169V170H242ZM258 170V172H256L257 170ZM254 170H255V172H254ZM8 171V170H7ZM23 171V170H22ZM109 171V172H108ZM224 171H226V172H224ZM1 172H3L2 174H1ZM4 172H6L5 174L6 175H4ZM207 171H204V173H206ZM240 172V173H239ZM203 173V172H202ZM221 173V174H220ZM224 173H225V175H224ZM249 173V174H248ZM251 173V174H250ZM252 173H254V174H252ZM247 176H246V175ZM2 175V176H1ZM3 175H4V178L6 179H3V181H2V178H3ZM204 175V174H203ZM245 175V176H244ZM6 176H8L9 178H12V177H15V178H12L11 180H12V182H11V180L7 177L6 178ZM16 176H17V178H16ZM141 176V175H140ZM137 176V177H134V174L132 173H129V176L127 175H123V176H120V177H117V179H118V181L116 182V183H118V182H121L122 181V183H123V181H125V179L127 180V181H129L128 179H130V181H131V183L133 184V185H131V187L133 188V186H135V184H137V183H135V182H140V184H141V188H139L138 190H137V193H138V191H139V197H141L140 199H139V201H138V203H137V205H139V206H141L142 207V205H145L146 207H147V205L145 204V203H150L151 205H152V203L153 202H151L152 200H153V198L151 199V197L149 196V195H147V194H149L148 193V190H149V192H150V189H151V187H153V184L152 183H154L153 181V178L152 177H150V176H145L144 175V177L143 176ZM20 177V178H19ZM100 177H102V176H100ZM135 178H136V180H135ZM146 178V179H145ZM254 178V179H253ZM263 178V179H262ZM256 179V180H255ZM260 179L262 180V181H260ZM9 180V181H8ZM18 180V181H19ZM140 180H142V181H140ZM143 180H144V182H143ZM146 180V181H145ZM217 180V179H216ZM220 180V181H221ZM246 180H248V179H246ZM214 181V182H213ZM218 181V180H217ZM217 181H216V185H215V187L216 188H220V189H222V193H223V191L226 189V187H227V184H226V186H224V183H222V181L220 182V181H218V183H219V185H217ZM236 181H237V183H236ZM7 182V183H6ZM8 182H9V184H8ZM17 182V183H16ZM60 182L61 181H59V183H58V185H56V188H55V190L57 189V186H60L61 184H60ZM230 182V181H229ZM247 182V181H246ZM3 183V184H4ZM10 183H11V185H10ZM16 183V184H15ZM94 182H90V184H89V186L88 187H93L94 186V184H93ZM144 183V184H143ZM214 183V184H213ZM220 183H221V185H220ZM250 183V184H249ZM120 184V183H119ZM206 184H208L207 186H206ZM99 185V184H98ZM98 185H96L95 184V190L96 191H98L100 188L98 187ZM195 186V190H194V186ZM262 185V186H261ZM193 188H192V187ZM0 187V188H1ZM196 187H197V189H196ZM225 187V189H223ZM258 189H257V188ZM15 188V187H14ZM99 188V189H98ZM132 188H129L128 189V191H125L123 194L125 195H121V198L119 199V200H116V202H114L113 200H115L116 199V194H117V191L116 190H114L113 188H111V189H109V191H107L106 193H105V195L104 196H102V199L99 201V204L98 203H96L97 205H94L91 201H89L88 202V200L85 198V192L84 193H82L83 191H81V192H79L77 195H76V198H75V200H74V204H71L72 205V207L69 205V204H67V203H62V204H60V201H61V198H58V197H60V195L58 194V193H56V192H52L51 193V196H49L48 198H47V202H46V209L43 211H41V213L39 214V215H37V217L35 218H33L32 216H31V218L34 220H32L30 217L28 218V220H27V222L28 221H31V222H28V223H34V224H36V225H38V226H40V224L41 225H43L44 223H45V221H46V216H47V214H48V211L47 210H49V208L51 207V206H54V205H56V204H60V205H62V206H59V211H57V214L59 215H57V217L59 218V217H61L60 218V220H59V222L58 223H60L59 225H58V227L56 226V229H54V236L53 237H55V238H53V239H56V237H61L62 235H63V232L65 231V228H66V226H68V223H70V220H69V218L71 219V216H70V214L69 215H67V216H65L66 215V212H68V211H73V212H76V210L77 211H79L81 208H88V209H92V208H95V209H93L94 211H93V215L90 217V218H87L86 220H85V222H84V224L85 223H87V224H89V223H92V222H94V221H96L97 220V218L98 217H96V216H98V214L100 213V211H102L103 209H108V210H110V209H112V210H110L111 212L113 211L114 212V210H116V208H120V207H124V208H126L127 209V207L129 208V206L130 205H132L131 204V194H133V190H132ZM203 188V189H202ZM262 188V189H261ZM12 189V190H11ZM113 189V190H112ZM246 189V190H245ZM254 189V190H253ZM10 190V191H9ZM54 190V191H55ZM142 190V191H141ZM199 190V191H198ZM202 190H204V191H202ZM227 190V189H226ZM263 190H262V193L264 194V192H263ZM6 191V192H5ZM57 191V190H56ZM111 191V192H110ZM140 191H141V193L142 194H140ZM192 191V192H191ZM193 191H194V193H193ZM198 191V192H197ZM217 191H219V193H220V190H217ZM256 191V192H255ZM58 192V191H57ZM147 192V194H145ZM253 192V193H252ZM258 192V193H257ZM115 193V194H114ZM131 193V194H130ZM225 193H223L224 195H225ZM252 193V194H251ZM255 193V194H254ZM257 193V194H256ZM54 194V195H53ZM56 194V195H55ZM111 194V195H110ZM126 194H128V196L126 195ZM193 194V195H192ZM200 194H201V196H200ZM58 195V196H57ZM115 195V196H114ZM197 195V196H196ZM205 197H204V196ZM224 195H223V197H224ZM147 196H149V197H147ZM222 196V195H221ZM229 196L230 197H232L231 199H229ZM56 197V198H55ZM104 197V198H103ZM112 197V198H111ZM207 197H209V196H207ZM84 198H85V200H84ZM127 198V199H126ZM146 198H149L150 200H148V201H145V199ZM201 198H205L204 199V201H203V199L201 200ZM107 199V200H106ZM125 199V200H124ZM195 199H196V202L198 201V200H200V201H198L197 202V206H195V204L193 203V202H195ZM207 199V200H206ZM229 200V201H227V200ZM232 199H234V200H236L235 202L232 200ZM59 200V201H58ZM106 200V202H104ZM111 200V201H110ZM122 200V201H121ZM127 200V201H126ZM141 200V201H140ZM206 200V201H205ZM215 201H217V198L216 199H214ZM213 200V202H212V206L211 207H213V205L215 206V207H217L216 205H217V203H215V201ZM252 200L253 201H255L254 203L255 204H253V202H252ZM121 201V202H120ZM145 201V202H144ZM203 201V202H202ZM233 201V202H232ZM249 201V202H248ZM58 202V203H57ZM114 202V203H113ZM122 202H123V204L125 203V202H127L126 204H122ZM140 202V203H139ZM201 202V203H200ZM218 202V201H217ZM221 202H223V201H221ZM236 202H237V205H236ZM52 203V204H51ZM56 203V204H55ZM88 203V204H87ZM105 203V204H104ZM112 203V204H111ZM119 203V204H118ZM147 203V204H148ZM188 203V204H187ZM194 205H192V204ZM230 203H233V204H230ZM253 204V205H256V209H252L251 210V208H253L254 206H252V207H250L249 206V208H250V210H249V212L250 211H252L251 212V215H250V213L249 212H246V214L249 216V217H247V215L245 214V212H244V210L245 211H247L249 208H248V205L247 204ZM3 204V203H2ZM49 204H50V206H49ZM81 204V205H80ZM86 204V205H85ZM121 204V205H120ZM150 204H148L149 206H151ZM186 204V205H185ZM192 205V207H191V210H192V212H191V210H190V212H188V213H190L189 215H188V213H186V208H189V206L188 205ZM199 204V205H198ZM216 204V205H215ZM219 204V205H220ZM232 206V208L230 207V205ZM88 205V206H87ZM106 205H108V206H106ZM112 205H114V206H112ZM117 205H118V207H117ZM123 205V206H122ZM202 205V206H201ZM218 205V206H219ZM236 205V206H235ZM247 205V206H246ZM5 205H3V207H2V205L0 206V219L2 218L3 219V215L5 216V214L7 213V211L9 212V209L8 208H6V207H4ZM70 206V207H69ZM78 206V207H77ZM89 206H90V208H89ZM94 206V207H93ZM96 206V207H95ZM137 207L135 210L136 211H130V210H124V211H128V212H125V214H120V216H119V219L117 218V216L115 215V217L116 218H114V216L113 217H111L110 218V220L106 223L107 224V227H106V224H105V236H102V237H100V239L97 237L96 239H93L94 241H93V243L95 244V246H96V248H98L99 247V249L101 248V247H103V246H105L106 244H110L111 242H115V240L116 241H118V240H124L123 242H122V245H120V248L117 250V251H120V252H117L115 255L117 256L118 255V253L119 254H125L126 252L128 253V251H130L129 249H131V247H132V242L133 241H135L136 239H137V237H139L140 236V228H142L141 226H137L138 228H139V230H134L133 232H130L129 233V230L127 229V228H129L130 227V225L132 224V221H134V218L135 217H138L139 216V214H141V213H139L140 211H142L143 212V210L142 209H140V207ZM145 206H143L142 208H144V210H145ZM235 207V209H234V207ZM247 208H246V207ZM68 207V208H67ZM104 207V208H103ZM108 207H110V208H108ZM194 207V208H193ZM203 207V208H202ZM231 209H230V208ZM72 208V209H71ZM114 208V209H113ZM140 209V211H139V209ZM185 208V209H184ZM200 208L202 209V212H201V210H200ZM214 208V207H213ZM212 208V209H213ZM222 208V209H221ZM224 208V209H223ZM226 208V209H225ZM229 208V209H228ZM241 208H242V210H241ZM260 208V209H259ZM4 209H6V210H4ZM8 209V210H7ZM71 209V210H70ZM117 209V210H118ZM194 209V210H193ZM198 209V210H197ZM237 209V210H236ZM257 209H259V210H257ZM219 210H222L221 212L219 211ZM229 210L231 211V212H233V214H231L230 212H229ZM234 210V211H233ZM239 210V211H238ZM2 211V212H1ZM3 211H4V213H3ZM6 211V212H5ZM61 211V212H60ZM181 211V212H180ZM185 211V212H184ZM236 211V212H235ZM243 211V212H242ZM263 211V212H262ZM46 214H45V213ZM133 212V213H132ZM209 212H211L210 214H209ZM235 212V213H234ZM240 212V213H239ZM262 212V213H261ZM65 213V214H64ZM94 213H95V215H94ZM128 213V214H127ZM171 213V214H170ZM196 213H199V214H196ZM202 213L206 216V218H205V216L204 215H202ZM215 213L216 214V216L218 215V217H215L213 214ZM241 213H244L245 214V217L246 218H248V219H246V220H248V221H246L244 218V220H242L240 217H244V215L242 214V216H241ZM258 213V214H257ZM2 214V215H1ZM8 214V213H7ZM41 214H43L42 216H40ZM64 214V215H63ZM68 214V213H67ZM130 214V215H129ZM136 216H135V215ZM174 214V215H173ZM176 214V215H175ZM185 214V215H184ZM224 214V215H223ZM234 214H235V216H234ZM238 214V215H237ZM240 214V215H239ZM261 214V215H260ZM100 215V214H99ZM128 215V216H127ZM199 215V216H198ZM219 215H221V216H219ZM260 215V216H259ZM262 215H263V217H262ZM44 216V217H43ZM65 216V217H64ZM122 216H123V218H122ZM172 216V217H171ZM197 216V217H196ZM201 216H204L203 218L201 217ZM209 216H213L212 218L211 217H209ZM223 216V217H222ZM240 216V217H239ZM63 217H64V219H63ZM67 217V219H65ZM96 217V218H95ZM195 217V218H194ZM232 217V218H231ZM252 217V218H251ZM44 218V219H43ZM91 218H93V219H91ZM120 218H121V220H120ZM129 218V219H128ZM176 218V219H175ZM199 218V219H198ZM217 218H218V223H216L217 222ZM221 218V219H220ZM238 218V219H237ZM263 218V219H262ZM29 219H31V220H29ZM36 219V220H35ZM43 219V221H41ZM90 221H89V220ZM128 219V220H127ZM137 219V218H136ZM202 219V220H201ZM209 219H211V221H209ZM213 219V220H212ZM220 219V220H219ZM251 219V220H250ZM257 219V220H256ZM262 219V220H261ZM39 222H41V223H39ZM63 220H64V223H63ZM116 220V221H115ZM132 220V221H131ZM201 220V221H200ZM207 220V221H206ZM216 220V221H215ZM241 220V221H240ZM253 220V221H252ZM255 220H256V222H255ZM111 221V222H110ZM130 221V222H129ZM212 221L215 223V228L214 229H212V227L211 228H209L210 227V225L212 224ZM223 221V222H222ZM234 221H236L235 223H234ZM239 221V222H238ZM263 221V223H261ZM62 222V223H61ZM113 222V223H112ZM120 222H121V224H120ZM125 222H127L126 223V225H125ZM151 222V224H148V225H150V226H152L153 224H154V222L151 220L150 221ZM149 222V223H150ZM211 222V223H210ZM231 222V223H230ZM243 222V223H242ZM246 224H245V223ZM43 223V224H42ZM131 223V224H130ZM163 223V222H162ZM206 223V224H205ZM238 223V224H237ZM65 226L66 224V226L64 227L63 225ZM108 224H109V226H108ZM208 224V225H207ZM210 224V225H209ZM218 226H217V225ZM237 224V226L238 227H236V229H235V225ZM261 224V225H260ZM86 225V224H85ZM141 225V224H140ZM162 225H165V224H162ZM228 225H229V227L232 229V228H234V230H230V228L228 227ZM234 225V226H233ZM260 225V226H259ZM4 226H6V224H3V228H4ZM61 226V227H60ZM125 226V227H124ZM129 226V227H128ZM195 226V227H194ZM207 226H209L208 228H207ZM213 226V225H212ZM213 226V227H214ZM229 228V230H227L228 228ZM232 226V227H231ZM240 226H241V228H240ZM244 226V227H243ZM252 226V227H251ZM256 226V227H255ZM136 227V228H137ZM189 227V228H188ZM193 227V228H192ZM225 227V228H224ZM258 227V228H257ZM259 227H261L262 229H260ZM2 228V229H3ZM64 228V229H63ZM84 228H85V226H84ZM112 230H111V229ZM24 228L22 227V230H20V231H18V230H13V233H16V234H18V232H19V234L20 233H23V232H25V230H23ZM61 229V230H60ZM63 229V230H62ZM207 229V230H206ZM212 229V230H211ZM259 229H260V231H259ZM83 230V229H82ZM80 231V234H79V237L80 236H82L83 234H84V230L83 231ZM197 230V231H196ZM199 230H200V232H199ZM211 230V231H210ZM235 230H236V232H237V234L235 233L234 234V232H235ZM238 230V231H237ZM248 230V229H247ZM23 231V232H22ZM108 231V232H107ZM111 231V232H110ZM196 231V232H195ZM227 231V232H226ZM229 231H234L233 232V234H232V232H230V234H232L231 236H229L230 234L228 233ZM253 231V233L251 232V231H249L248 230V232L250 233V234H248V238L249 239H245L246 240V243L245 244H247V246L245 245V247L248 249H246V248H243L240 252H239V254H245V257L247 256L248 257V255H249V253L251 252V249H250V247L248 248V245L250 244V245H252L253 243H254V241H253V238H251V237H254V236H256L257 237V234H256V231L254 232ZM264 231V230H263ZM55 232H57V234L55 233ZM58 232H59V234H58ZM114 232V233H113ZM137 232H139V236H137L136 237V235H138V233ZM206 232H208V234H205ZM247 232V233H248ZM258 232H260V233H258ZM65 233V232H64ZM122 233V234H121ZM127 233H129V235L127 234ZM198 233H200L199 235H198ZM227 233L229 234V235H227ZM15 234V235H16ZM18 234V235H19ZM125 234V235H124ZM127 234V235H126ZM203 236H207V237H205V239H202V235ZM205 234V235H204ZM251 234H253V235H251ZM255 234V235H254ZM13 235V234H12ZM15 235H13V236H15ZM121 235V236H120ZM190 235V236H189ZM192 235H194L195 236V239L193 238V236ZM197 235V236H196ZM201 235V236H200ZM225 235V236H224ZM238 236L239 238H233V236ZM247 235V234H246ZM249 235H250V237H249ZM262 235H264V232H263V234ZM12 236V237H13ZM84 236V235H83ZM135 236V237H134ZM145 236V235H144ZM144 236H143V238H144ZM147 236L148 235H146L145 236V238H144V240L143 239H140L139 238V242H141L142 241V243H143V247H142V243H140V249H143L144 247H145V243L144 242H146V243H148V240H149V237L147 238ZM191 236H192V239H191ZM210 236V237H209ZM259 236H261V235H259ZM16 237H17V235L15 236V239H16ZM110 237H111V239H110ZM227 237H230V239H231V237L234 239V240H230L229 238V240L227 241L226 240V238ZM241 237H245V236H243V235H241ZM255 237V238H256ZM102 238V239H101ZM105 238V239H104ZM114 238V239H113ZM116 238V239H115ZM118 238H120V239H118ZM146 238H147V240H146ZM246 238V237H245ZM254 238V240H256ZM259 237H257V239H258ZM264 238V237H263ZM52 239V242H48L47 243V251L48 250H51L52 248H54V246H55V242H54V240ZM118 239V240H117ZM225 239V240H224ZM252 239V240H251ZM108 240V241H107ZM114 240V241H113ZM200 240H203V241H200ZM204 240H205V242H204ZM243 240V239H242ZM241 240V241H242ZM247 240L249 241V242H247ZM264 239H262V241H263ZM11 241L12 242H10L9 244H11V243H13L14 242V237L11 239ZM16 241V240H15ZM188 241V242H187ZM196 241V242H195ZM217 241H219V242H217ZM253 241V243L251 244V242ZM261 241V242H262ZM127 242V243H126ZM190 242V243H189ZM193 244H192V243ZM204 242V243H203ZM227 242V243H226ZM260 242V239H259V241L258 240H256L255 241V244L257 243V248H258V243H261ZM264 242V241H263ZM262 242V243H263ZM134 243V242H133ZM222 245H221V244ZM224 243V244H223ZM261 243V244H262ZM14 244V243H13ZM108 244V245H109ZM125 244V245H124ZM188 244V245H187ZM199 244V245H198ZM204 244V245H203ZM206 244V245H205ZM208 244V245H207ZM212 244V245H211ZM225 244H226V246H225ZM12 245V244H11ZM147 245V244H146ZM186 245V246H185ZM193 245V246H192ZM224 245V246H223ZM49 246V247H48ZM107 246V245H106ZM131 246V247H130ZM163 246V247H162ZM173 246V247H172ZM195 246V247H194ZM197 246V247H196ZM213 246L214 247H216V248H213ZM218 246H220V248L218 247ZM262 246V245H261ZM261 246H259V247H261ZM218 247V248H217ZM129 248V249H128ZM164 248V249H163ZM184 248V249H183ZM204 248V249H203ZM210 248V250H208ZM251 248H254L253 247V245H252V247ZM255 248H256V246H255ZM262 249H264L263 248V246L261 247ZM261 248H259V249H261ZM98 249V250H99ZM198 249V250H197ZM262 249H261V251H262ZM126 250V251H125ZM184 250V251H183ZM200 250V251H199ZM217 251V253H216V251ZM189 251V252H188ZM196 251V252H195ZM209 251H211V252H209ZM213 251V252H212ZM179 252H178V254H179ZM198 252H200V253H198ZM201 252L203 253V254H201ZM215 252V253H214ZM218 252H220V253H218ZM264 252V251H263ZM97 253V252H96ZM126 253V254H127ZM191 253V254H190ZM196 253V254H195ZM209 253H211V254H209ZM248 253V255H246ZM113 254V255H114ZM207 254H208V256H210L211 255V257H208L207 256ZM217 254H218V257H217ZM222 254V255H221ZM262 254H264V253H262ZM113 255H112V257L110 258L111 260H115L116 259V256L115 257H113ZM163 256V257H162ZM166 256V257H165ZM214 256H216V257H214ZM241 256V255H240ZM103 257V256H102ZM207 257H208V259H207ZM242 257H243V255H242ZM264 256L263 255H260V256H258V257H256L258 260L260 259V263L259 264H262L261 262H263V264H264ZM0 258H1V256H0ZM100 258H101V256L99 257V260L98 261H100L99 263L97 262L96 264H100L101 263V260H102V258H101V260H100ZM205 258V259H204ZM255 258V259H256ZM200 259V260H199ZM248 260L250 259L249 257L247 258ZM251 259H253L254 261H256V262H259L258 260H255L254 258H251ZM250 259V261L251 262H254L253 260H251ZM163 260H165V261H163ZM199 260V261H198ZM63 260H59V261H57L56 263H54V264H63V262H62ZM102 261H104V258H103V260ZM198 261V262H197ZM42 262V261H41ZM107 262V261H106ZM105 262V263H106ZM115 262V261H114ZM183 262H185V260H183L182 262H181V264L183 263ZM256 262H254L255 264H256ZM188 263V261H186V263L185 264H187ZM95 264V263H94ZM184 264V263H183ZM188 264H193V261H191V263L189 262ZM199 264V263H198ZM253 264V263H252Z\"/></svg>",
	"mask_w": 264,
	"mask_h": 264
}]
</instances>
